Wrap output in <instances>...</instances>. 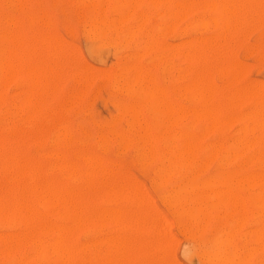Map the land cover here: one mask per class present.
I'll return each instance as SVG.
<instances>
[{"label": "rangeland", "instance_id": "1", "mask_svg": "<svg viewBox=\"0 0 264 264\" xmlns=\"http://www.w3.org/2000/svg\"><path fill=\"white\" fill-rule=\"evenodd\" d=\"M9 1H10V3H9ZM133 1H134V3H133ZM133 1L130 2V0H106V1L105 0H100V1L99 0H91V1L89 0V2H88L85 0H56V2H55L54 0H52V1L51 0H29V1L25 0V2H24V0H20V2H19V0H18V2H16V0L15 1L14 0H0V34L7 33L9 31H12L14 35L16 34L15 36H13V39H14V37H15V39H14V41H12V43L13 42L14 43L11 44V48L13 50V56L15 57L14 58L15 61H13V66H14V70H15L13 74L15 76L10 77L6 80H4V79L0 80V99H2V100H0V134H1L0 135V140H1L0 141V143H1L0 144V195H1L0 196L1 197L0 198V206L2 207L3 206L2 204H4V207H5V206H7V204H11L10 201L12 203L14 201H17V204H19V206L21 205L20 206L21 208L24 206L22 208L23 210H25V209L27 210L28 208L30 210H34V211L37 210V212L35 211L36 215L32 214L33 218L31 216L32 219H35L34 220L35 224H36L35 227H34V225L31 224V227H30L31 229L29 228L27 230V228H26V230L28 232V236L31 233L33 234V232H35V233L32 236L30 235L29 237L22 238L23 240L21 243H20L21 238L18 239V240H20V241H18V243L16 240V243H15L16 245H14V243L11 245V246L14 245L13 247H11V246H8V248L5 247V248H7V250L9 249L8 251H10L9 247H11V249L14 250V253H13V250H11L12 253L9 252L11 255L8 253V251L7 252L5 251L6 250L5 248H4V250H1V247H2L1 244L3 243V246L5 244L7 245V242L9 243V241H10V235L11 236H13V234L17 235V233L21 231L22 226L18 222H16V225L12 224L13 222L12 223H4L3 221H1L3 218V216H2L3 214L0 212L1 213L0 214V222H1L0 223V240H2V238H5L6 240H8V238H9L8 241L3 239V241L0 242V250L2 251L0 253H3L5 251L2 255H0V264H13V263L14 264H19V263L20 264L21 263L22 264H38V263L39 264H41V263H43V264H61L62 261H65L64 264H81V262H83V264H85V263L90 264V262H91V264H93V263L96 264L95 262H97V264L98 263L103 264V262L105 263V260L107 258H109L111 260L113 258V261L115 262L117 260V258L120 256V255L118 256V254L123 253L122 255H124V252L121 251L122 252L121 253L119 251L120 253L117 254L116 251H115V253H113L111 251V253L113 255H115V256H112L110 253V249H109L110 247H108L109 246L108 244L111 243V241L112 242L117 241L119 235L121 237L124 235L129 236L128 238H126V240L128 239L127 240L128 244H131V242L129 243L130 236L134 237V243H135L136 239L139 241V242L137 241L135 243L137 245V247L134 245L135 248L132 247L133 243H132V245H130V248L134 249L135 251L138 249L137 250L138 253L135 252L134 250H133L134 253H132L131 252L132 249L128 248L127 250H129L128 252H130V253L125 252L126 256L125 255L121 256V258L122 257L127 258L128 256L129 257L127 259L125 258L126 261H125V259H123L125 262L121 261L122 263L120 262V264H126V263L127 264H142V263L144 264V262H145V264H153V263L154 264H162L163 262H164V264H214V263L216 264L217 262H213L210 259H207V257H205L204 254H202V251L208 250L213 245V243H215L217 240L219 242L221 241V243H222V241L226 242L223 239L224 238L223 235L224 236H225V234L227 235L228 234L227 232H230L231 230H232V232H231L232 234H230L231 237H230V235H227V243H228L227 246L224 245V243H222L223 246H221V249L223 250V253L220 251V253H221L220 256L226 255L227 253L231 254L229 252L234 251L233 254L235 255V257H232V259L234 258L233 262H235V263L242 264L241 259L243 261L244 258H246L244 260L246 264H259V263L262 264L264 262L263 261L264 260V245H263L264 244V232L261 233V231H264V228H263L264 227L263 226V224H264V220H263L264 219V213H263L264 209L263 208L264 207H261V206H264L263 205L264 204V201H263L264 200V190H262V189L260 190L259 186H257L264 179L263 178L264 177L263 176L264 175L263 174L264 173V167L259 166V164L262 162L261 159H264V151H263V153H261L262 150H264V141H263L264 140V134H262L264 132L263 131L264 125H262L264 123V121H263L264 118H262V117H264V114H262V113H264V106H263V104H264V101H263L264 100V23H261V21L262 22L264 21V14L262 16L260 15L264 12V5L262 4L264 2V0L263 1L262 0H244L243 1L245 3L244 6L242 5L243 4L242 0H239L238 1V7L240 9V14L242 13V16H237V18H235V21H234V19L228 20L229 19L228 18V19H226V21L227 20L228 21L224 25L222 22L219 25V21L220 20L222 21V17H220V14L218 15V13H219L218 9H216L215 7H213V8L211 7V4H213L215 2L214 0H211V2H210V0H200V1L192 0V5L189 4L191 2V0L190 1L188 0L189 3H188V1L185 2L186 0H179L181 2V4L179 3L178 0H165L166 3L164 2V0H162V1L161 0H133ZM183 1H184V5L185 6L187 5V7L190 10L188 12V8H187L186 9L187 12L184 11L185 16L179 17L180 16V13H179L180 10H181V15H183L182 9L180 8V6L182 7V5H183L182 4ZM201 1H203V7H202L203 9L200 8L201 5L199 4V3L202 4ZM208 1H209L210 6H209V4L207 5ZM250 1H251V3H250ZM170 2L172 5H173V3L174 4L177 3L176 5H178L180 10H179V8L177 9V6H176L177 11L175 9V11H176V13H175L174 5L173 6L171 5L172 8L169 6ZM98 3L101 7H99ZM185 3H187V4H185ZM246 3H248L249 5L248 4L246 5ZM256 3H257L256 6H254V5L251 6L252 4H256ZM260 3H261V5H260ZM91 4L93 7H91ZM239 4H241V5H239ZM184 5L182 7L183 10H185ZM205 5L209 6L208 7L209 9L212 8L210 10V12L207 11L209 9ZM189 6L192 7V10H191V7H189ZM249 6H250V8H246ZM262 6H263V8L261 11L260 7H262ZM9 7H10V9H9ZM205 7L207 9H204ZM254 7L256 8V10L254 9ZM90 8L93 10H91ZM96 8H97V10H96ZM89 9H90V11H89ZM172 9H173L174 13H173ZM100 10H101V12H100ZM169 10H170V12H169ZM215 10L217 13H215ZM93 11H95V14L93 13ZM247 11H248V14H246ZM168 12L170 14L169 18L166 15V14H168ZM90 13H92V16ZM99 13H100V17L98 18ZM172 13H173V16H172ZM93 14H94V17H93ZM103 14H104V17H103ZM244 15H246V19H245ZM217 16H219L218 19H217ZM199 17L201 18V22H200ZM210 17H211V20L214 21V22H212V21L210 22L211 25L214 24L213 25V26H215L214 28L211 25L208 26L209 25L208 19ZM213 17L215 20L213 19ZM240 17H242V19ZM9 18H11V19H9ZM96 18H98L97 22H96ZM206 18H207V20L205 22H203L204 19H206ZM7 19H9V20H7ZM117 19L120 20L119 21L120 23L118 22ZM30 20L32 23L30 22ZM106 20H107V22H106ZM141 20H144V21H141ZM10 21H11V23H10ZM28 21H29V23H27ZM98 21H100V22H98ZM104 21H105V24L103 27H101L100 23H103ZM112 21H113V24H112ZM215 21H216V23L218 21L217 25L215 24ZM233 21H234V23H233ZM110 22H111V24H110ZM258 22H259V24H258ZM13 23L15 24V29L13 28V25H14ZM205 23H206V25H205ZM244 23L246 24L245 26H244ZM108 24H110V26L109 27L107 26V30H105L106 25H108ZM232 24H234V25L232 26ZM247 24H248V26H247ZM91 25H92V27H91ZM93 25L94 26L99 25V27L95 28ZM140 25H142V27H140ZM201 25H203L204 27H202ZM165 26H167V27H165ZM169 26H171V27H169ZM200 26H201V29H199ZM218 26H220V28H221L220 29L221 33L224 31L223 26H225V31L222 34L218 30ZM115 27L118 28V30L115 29ZM142 28H144L143 31H142ZM203 28H204V30H203ZM222 28H223V30H222ZM242 28H244V29H242ZM93 29H95L94 30L95 33L98 32V35L97 34L94 35ZM228 29H229V32H228ZM87 30L89 33H87ZM102 30H103L104 34L102 33ZM145 30H147V31H145ZM237 31L239 32L238 34H236ZM100 32H101V34H100ZM89 36H91V37H89ZM195 37H196V39H195ZM89 38H90V40H89ZM27 39H28V41H27ZM197 39H199V40L201 39L202 40V41L200 40L201 43L205 41L204 42L205 44L208 40L207 44L205 45L206 47L203 46L204 45L203 43H202L203 45L201 46L200 45L201 43H200L199 45L201 47L198 48L199 45L196 44ZM203 39H204V41H203ZM105 40L107 41L106 43H105ZM192 40H193V43H195V48H194V45L192 43L191 47H193V48H191L190 52H188V48L190 49V47H188V46H190V43L192 42ZM212 40H214V41H212ZM216 41L218 42V44L216 43ZM197 43H198V41H197ZM216 44L218 45V48H217ZM16 45H17V47H16ZM26 45H27L28 50L26 48ZM51 46L53 47V49ZM3 47H4V43H3V40L0 38V50H3L2 49ZM212 47H214V48H212ZM15 48H16V50H15ZM150 48H151V50H150ZM214 49H215V51H214ZM217 49L220 50V52ZM19 50L22 51V55H21V52ZM199 50H201L203 52V54H202V52H199ZM191 51H192V54H191ZM196 51H198V53H196ZM209 51H210V54H209ZM50 52H51V54H50ZM193 52H194V54H193ZM207 52L209 55L207 54ZM212 53H213V56H212ZM23 54H24V56H26V58H24ZM197 54H199V55L197 56ZM184 55H185V57H184ZM191 55L193 56V58ZM200 55H202V56H200ZM207 55L210 57H208ZM187 56L188 57L191 56V60L189 58L190 61L187 59ZM194 56H195V58H194ZM39 57H40V59H39ZM23 58H24V60H23ZM164 58H165V60H164ZM199 58H201L200 63H199V60H200ZM205 58H206V60L204 61ZM209 59H210V62L208 61ZM193 60H194V62H193ZM24 61L26 63V66H25V64L23 65ZM46 61H48L49 63L48 62L46 63ZM42 63H43V65H42ZM215 63H216V65H215ZM217 63H218V66H217ZM45 64H46V67H45ZM39 65H40V70L42 73L41 78H39V76H38V73H39L38 72L39 71L38 66ZM47 65H48L49 69L47 68ZM52 65L54 66V68ZM223 65H224L225 69L222 68ZM226 65H228V66H226ZM232 65H233V71H234V68L236 69V67H237V69L235 70L234 73L232 71L230 72V70H232ZM22 66H24L23 69H21ZM29 66L31 67V70H33V67H34V70H33L34 73L33 74H32V71L30 70ZM140 66H141L140 69H138V68L136 69V67H140ZM219 66H220V68H219ZM25 67L27 69H25ZM142 67H144V68L146 67V68L142 69ZM45 68H47V69L45 70ZM216 68H217V70H215ZM119 69L122 72H120ZM122 69H124V70H122ZM135 69H136V74H137V76L139 74V77L136 78V81H134V80L132 81V79H135V78L131 77L133 75L135 77V75H136ZM222 69L225 70V71L223 70V73H222ZM21 70H23V72H21ZM27 70H28V74L30 72L29 76L31 77V78H28V83H26L27 82L26 77L28 75ZM42 70L44 71V73L42 72ZM113 70L115 71V73ZM139 70L143 71V73H141ZM202 70H203V72H202ZM131 71H133V72H131ZM137 71L139 73H137ZM196 71H197V73H195ZM4 72L7 73V69ZM47 72H49V73H47ZM201 72L202 73L205 72L204 76ZM228 72H230V73L228 74ZM45 73L49 74L50 78H49V76L47 78V75ZM20 74L22 75V77ZM23 74H24V76H23ZM195 74H197V76ZM227 74H228V76H226ZM190 75L192 78L193 77L194 78L200 77V78H202L203 81H205V83H207L209 85L211 83V85H212V88H211L212 91L208 94V97L206 98V104H205L206 106H204V108H206L204 111H207V113H209L210 116L207 115L206 112H205V115H207V116H205L203 114L205 116V118L204 117L202 118V114L201 115L198 113L196 114L194 111V109H196L195 103L193 101H191L190 98L188 99L189 95L187 94L186 88L188 86L187 83H190L191 82L190 80H192ZM208 75H209V77H208ZM32 76H34V77L32 78ZM114 76H115V81H114ZM183 76H184V78H183ZM229 76H231V77H229ZM45 77H46V80L49 79L46 82L44 79ZM119 77L120 78L122 77V78L119 79ZM162 77L164 78V83H163ZM203 77H204V79H203ZM205 77L207 79H209V81ZM42 78H43V80H42ZM140 78L142 80V83H141ZM144 78H145V80H143ZM29 79H31V81H33L34 84ZM38 79H39V81H38ZM54 79H55V81H54ZM174 79H175V82H174ZM34 80L37 81V84H36V81H34ZM112 80L114 81V83L111 82ZM138 80H140V81H138ZM29 81L32 83V85H30ZM5 82H6V84H4ZM43 82H44V84H42ZM127 82H128L129 87L127 85ZM132 82L136 83V84H133L134 85L133 88L131 87ZM177 82H178V85H177ZM123 83H124V85H123ZM149 83H150V85H149ZM26 84L28 87H26ZM179 84H180V86H179ZM223 84H224V87H223ZM48 85H50V87H48ZM143 85H144V87H143ZM173 85H174V87H173ZM211 85H210V87H211ZM41 86H42V89H41ZM125 86H127V90H125L126 89ZM148 86H150V87H148ZM171 86L173 89L171 88ZM226 86H228V88ZM29 87H30V89L26 90V88H29ZM33 87H35L36 90L33 89ZM39 87L41 90L38 91L37 89H39ZM116 87H117V90H116ZM122 87L123 88L125 87L124 91L122 90ZM140 87L142 89H140ZM175 87H176V89H175ZM182 87H183V90L181 92ZM253 87H254V89H253ZM43 88L44 89L46 88L47 90H44ZM110 88H111V91H110ZM214 88L216 90H213ZM144 89H145V91H144ZM147 89H149V90H147ZM171 89L173 90L174 94H173V92L171 93ZM226 89H228V90H226ZM229 89H230V91H229ZM236 89L238 90V92ZM31 90H32V92H31ZM113 90H115V91H113ZM132 90H133V92H132ZM176 90H177V93H179L178 95H177V93L175 94ZM218 90H219V92H218ZM247 90H248V92H247ZM252 90L253 91L258 90L257 92L258 93L261 92V93L258 94L256 91H255L256 93L252 92ZM259 90H260V92H259ZM143 91L145 93L149 94V96H150V94L153 93L154 95L153 94L152 95L154 97H152V96H150V98L146 97L147 94L145 95V93H143ZM149 91H150V93H149ZM154 91H155V93H154ZM159 91H160V94H159ZM234 91H236L235 94H234ZM45 92L48 94H45ZM117 92H119V93H117ZM129 92H130V94L128 96ZM183 92H185L186 94H183ZM251 92H252V94H251L252 97H249L248 95ZM110 93H111V95H109ZM132 93H133L134 97L132 96ZM164 93H165V95H164ZM180 93H182L181 97H180ZM242 93L244 95H242ZM155 94L156 95L159 94V95H157V97H156ZM162 94H163V96H162ZM227 94H228V96H227ZM231 94H232V96L234 95V98L231 96ZM168 95H169V97H167ZM173 95H175V96H173ZM261 95H262V97H261ZM1 96H2V98H1ZM24 96H26V97L30 96L31 97V99H29V102H28V97L26 98ZM32 96H33V99H32ZM74 96H77V97L79 96L81 99L79 97L77 98ZM130 96H132V97H130ZM176 96L179 98V100ZM186 96H187V98H186ZM240 96H241V98H239ZM243 96L245 98H243ZM259 96L261 98L257 99V98H259ZM172 98H173V100H172ZM25 99L27 100V103L24 102V101H26ZM160 99H161V102H160ZM254 99H255V101L259 100V102H255ZM9 101L11 103H9ZM31 101L33 103V106H34V104H36V102L38 103L40 101L39 103H41V104L38 103L39 105L37 107H35L36 105L34 107L32 106L33 111H34V113L32 111V114H30L31 111L28 108V107H31V105H32ZM162 101H163V103H162ZM167 101H168V103H167ZM261 101H263V102H261ZM18 102H20V103H18ZM23 102L25 104H23ZM75 102H76V104H75ZM157 102H158V104H157ZM230 102H231V104H230ZM73 103H74V105H73ZM135 103H136V105L134 107L133 104H135ZM141 103H143V104H141ZM160 103H162V104L165 103L168 106L161 108L164 105L161 106ZM191 103H193V104H191ZM258 103H259V105L262 104V106L260 105L261 108L258 105ZM10 104L12 105V107H10ZM14 105L16 107H14ZM17 105L19 106V108L17 107ZM149 105L151 106V110H149L150 109ZM255 105H256V107H255ZM26 106H27V108H26ZM129 106H130V108H129ZM146 106H147V108H146ZM176 106L179 109L176 108L177 110L173 111V109H175ZM180 106L182 107L181 111H180V109H181ZM22 107H25L24 110ZM131 107L134 109H132ZM154 107H156V108L158 107V108L156 109ZM171 107H172V109H171ZM184 107L186 108V110ZM35 108L36 109L39 108V109H37V111H36ZM122 108H124V109H122ZM152 108H154L155 110H153ZM165 108H167L168 111L169 110L172 111V112L169 111V113H168V111L166 110L167 113L169 114V116H172L173 118L169 117V116L167 117V115L165 113L166 112ZM188 108H190V109H188ZM12 109H13V112H11ZM63 109H64V111H63ZM158 109H159V111H158ZM161 109H162V111H161ZM255 109H256V111L259 110L260 112L261 111H263V112L260 113L259 111L258 112L255 111L254 113H252V115H250L251 111L253 112ZM14 110H16V111L18 110L19 112L18 111L14 112ZM28 110L30 112H27ZM31 110H32V108H31ZM124 110H125V112H124L125 114H123ZM126 110H128V111L126 112ZM190 110L192 112H194V114L191 113ZM7 111H8V113H7ZM20 111H23V113ZM38 111H39V113H38ZM131 111L132 112L134 111L133 112L134 115L131 113ZM160 111L162 113H160ZM178 111H180V112H178ZM183 111H184L185 115L187 113V116L182 114ZM185 111H187V112H185ZM210 111H211V113H210ZM249 111H250V114H248ZM135 112L139 113V114H136ZM152 112L154 114H152ZM1 113H3V115ZM16 113L18 114V117H17ZM128 113H131L132 116H129L131 114H128ZM176 113H178L179 115H177ZM180 113H181V115H180ZM257 113L262 114V117L260 116V114L258 115ZM119 114L121 117L118 116ZM27 115H29L28 118H27ZM150 115H151V117H150ZM3 116H4V118H3ZM133 116L137 119V121L135 123L133 122V121H135V119H133L134 118ZM146 116H148V117H146ZM179 116L180 117L182 116V118H184V120L183 119L180 120ZM255 116H258V118L261 117L260 118L261 124H260V120H258V118ZM110 117H112L113 119L112 118L110 119ZM188 117L189 118L192 117V118L189 119ZM206 117L207 118L209 117L208 120L206 119ZM247 117L250 118V121H248L249 119ZM170 118H172L174 123L171 121ZM174 118H175V121H174ZM243 118H246V119L243 120ZM10 119H12V120H10ZM118 119H120V121ZM160 119L162 120V122L160 121ZM176 119H177L178 123L176 122ZM186 119H188V120H186ZM15 120H16V122H15ZM28 120H29V123H28ZM167 120H169V122L172 123V125L169 124V128L167 127L168 129L166 128V126H168L166 124L169 123ZM178 120H180L181 122H179ZM192 120L195 122V124L193 123ZM205 120H207L209 122L211 121V122L209 123ZM246 120H247V123L249 124L250 130L247 127L248 124L246 123ZM255 120H257V121H255ZM128 121H132V123H134L135 125L133 126ZM141 121H142V123H141ZM218 121L221 122V124ZM62 122H64L65 125ZM110 122L113 125H111ZM139 122L141 123V125L144 123L143 125H145V127L143 125L140 126ZM145 122H146V124H145ZM160 122H161V124H160ZM222 122L223 123L225 122V125L222 124ZM254 122H255V124H253ZM12 123H13V125H12ZM103 123L105 125H102ZM189 123H190V126H189ZM204 123L207 125H205ZM212 123L214 124V126H212L213 125ZM257 123L260 125V127L263 126V128H260L261 130L258 127L259 125L257 126ZM59 125H61L60 127H62L63 129L59 128V127H55V126H59ZM98 125L102 128H100ZM130 125H132L134 128ZM183 125H185V126H183ZM112 126H114V127H112ZM128 126H129V128H128ZM151 126H153V127H151ZM240 126H241V128H240ZM254 126H257L258 131H256L257 128ZM141 127H143V128H141ZM203 127H205V128L203 129ZM125 128H127V129L125 130ZM139 128H141L140 131H139ZM164 128H166L165 130L168 133H166L165 130H163ZM52 129H53V131L54 130L55 131L53 132ZM156 129H158V130H156ZM186 129H187L188 133H187ZM213 129H215V130H213ZM218 129H219V131H218ZM241 129H242V131L240 132ZM243 129H245V131ZM251 129L253 131H256V132H253ZM13 130H14V132H13ZM77 130H78V132H77ZM109 130H111V131H109ZM144 130H145V132H144ZM147 130H148V134H145V133H147L146 132ZM155 130L158 131V133H156ZM207 130H208V132H207ZM210 130H211V132H209ZM9 131H11V132H9ZM62 131L66 132L68 134V135L67 134L65 135V133H63L65 135L64 138H63V134L60 133ZM114 131H115V134H113ZM246 131L248 134L246 133ZM12 132H13V134H12ZM23 132H24V134H23ZM58 132L60 134H58ZM138 132H139V134H138ZM141 132H142L141 136H143V138L140 136ZM160 132H162V133L160 135H158ZM244 132H245V134H243ZM152 133H154V134L150 135ZM171 133H172V135H171ZM181 133L183 136L181 135ZM203 133H204V135H203ZM206 133H207V135H206ZM259 133H261V135H263V136H261ZM167 134H169V135H167ZM177 134H179V135L177 136ZM187 134H189V135H187ZM190 134L193 136L195 135L194 136L195 138L193 136H190ZM107 135H108V137H107ZM119 135H120V137H118ZM146 135L149 138L148 137L145 138ZM199 135L201 136V138H197ZM240 135H242V137H240ZM248 135L249 136L251 135V136L249 137ZM10 136H11V138H10ZM160 136H162L164 138H162V137L160 138ZM185 136H189L190 138H192L191 140H193L196 143L195 145H194V143H192V146L194 148V157L191 159L192 162L190 161V163L194 167V165L196 163H197V165H199V164L201 165L202 164L201 160L202 161L206 160V162H205L206 165H205V163L203 164L204 166H206L204 168V171H202L200 174H196V176L193 177V180L191 178L192 175H190V174L185 175L184 173L176 174V175H171L170 173H162L163 174V176H162L160 171L162 172V169L164 167L166 168L170 165V162L168 160V158H169V156H168V146L169 145L168 144L170 142H172L173 138H176L177 140H176L175 150L178 151L180 149V151H182L183 148L181 145L182 144L184 145V137ZM219 136H220V139H219ZM66 137L67 138L69 137V138L67 139ZM130 137L131 138L135 137L134 138L135 140L133 139L135 142ZM136 137H137V140H139V141L136 140ZM238 137L242 138V140L241 139L239 140L240 142L244 141L245 143L244 142L240 143L238 141V139H239ZM256 137L260 138V140L257 139V141L259 140V143L256 141ZM262 137H263V139H262ZM97 138L100 139V142H99V139H97ZM120 138H122V139H120ZM139 138H142L143 140H145V143H144V141H142V143H140ZM52 139L55 140V144L57 146L54 144ZM150 139H151V141H149ZM236 139H237V142H236ZM249 139H250V142H249ZM67 140H69V142ZM123 140L126 142L128 140V142H127L128 146H126V148L124 147L126 145V142L123 144ZM39 141H40V144H39ZM164 141H166V142H164ZM180 141H182L181 145H179ZM51 142H52V144H50ZM120 142H122V143H120ZM136 142H138L137 145L135 144ZM149 142H151L150 145L148 144ZM161 142L163 144V147H162ZM177 142H178V144H177ZM224 142H225V144H224ZM262 142H263V145L261 147ZM106 143H107V145H106ZM164 143L167 144V146L164 145ZM216 143L217 144L219 143V144L217 145ZM237 143H240L239 146L236 145ZM251 143H252V145L250 146ZM255 143L257 145H255ZM65 144H66V148L64 146ZM96 144H99V145L96 146ZM122 144H123V146L120 147L119 145H122ZM138 145H141L142 147L140 146L138 149V147H137ZM147 145L150 146L152 150H150V147L145 148V146H147ZM211 145L212 146L214 145V146L212 147ZM219 145H220V148L218 147ZM235 145H236V147H235ZM240 145H241V147H240ZM242 145H243V147H242ZM164 146L166 147L167 150L165 149ZM176 146L178 147V149L176 148ZM205 146L208 148L206 149ZM133 147H134V149L132 152ZM211 147H212V150H211ZM214 147H215V149L217 147L218 150L213 149ZM227 147H228V149H227ZM235 148H236V150H235ZM254 148H256V149H254ZM72 149H73V151H72ZM122 149L124 150V152L123 151H121V153L118 152V150H122ZM135 149H137V150H135ZM142 149L145 152V154H146V151H148V150L150 151V152L149 151L147 152V154L148 153L150 154L149 157H147V160L145 159L146 157L143 158L142 155H141V159L139 156H138L139 158L137 157V155L141 154V153L139 154V152H137V151H142ZM155 149H157V150H155ZM164 149H165V151H164ZM200 149H202V150H200ZM209 149L212 152H214V151L217 152V154L216 153L213 154L212 152L210 153ZM241 149H243V150H241ZM246 149H247V151H246ZM52 150L54 152L56 151V154ZM5 151H6V153H5ZM75 151H77V152H75ZM143 151H142V154L144 153ZM151 151H153V152H151ZM163 151L165 154L162 153V155H161L160 153ZM180 151H178V152H180ZM195 151H196V153H195ZM205 151H207L209 154ZM251 151H253L254 153H251ZM73 152H74V154H72ZM166 152H167V154H166ZM238 152H239V154H238ZM249 152H250V154H249ZM50 153H51V155H50ZM59 153H60V156H59ZM62 153H63V155H61ZM84 153L90 157V160L92 159V156H93L92 161L96 160L98 162H96V161L92 162V161L88 160L89 157L86 158L87 155H85ZM151 153H153L155 155L152 156ZM226 153H227V156H226ZM228 153L229 154L234 153L235 154V156L233 154L234 159H232V160L230 159V161H229L228 158H232L231 157L232 154L228 156ZM54 154L57 155L58 157L55 156ZM82 154H83L84 158L81 157ZM89 154H91V155H89ZM260 154H261V156H260ZM7 155H8V158H7ZM77 155H78V158H77ZM134 155H135V157H134ZM163 155H166V157ZM204 155H206L205 156L206 158L202 157ZM255 155H256V157H255ZM74 156H75V158H74ZM94 156L96 158L98 156V158L95 159ZM150 156H152V158ZM207 156H208V158H207ZM212 156H213V158H212ZM243 156H245V158ZM136 157H137V159H135ZM225 157H226V161L224 159ZM4 158H5V160L7 158V160H9V161H5V160L2 161L1 159H4ZM85 158L87 159V162L85 161L86 160ZM158 158H160V159H158ZM162 158H163V160H162ZM242 158H243V160H242ZM247 158H249L251 160L254 159V161H250ZM10 159L12 160L11 162H10ZM16 159H17V161H16ZM142 159H143V161L140 162V160H142ZM185 159L184 158L180 159V162H182L181 160H183V163H185L187 160V159L186 160ZM244 159H245V162H244ZM83 160L85 161V166H84ZM136 160H137V162L139 160L140 165H139V163H137L138 166L136 165ZM149 160H151V162ZM152 160H153V162H152ZM161 160L163 163L159 162ZM238 160L241 164L244 165V168H243V165H241L238 162ZM257 160H259L258 163H257ZM166 161L169 162L168 163L169 165L164 164ZM227 161H229V163H227ZM236 161L239 164L238 166H236L237 164H234V163H236ZM249 161L251 163H249ZM7 162H10V163L8 164ZM69 162H71V163H69ZM90 162H91V164H89ZM157 162H159L160 164ZM193 162H196V163H193ZM220 162H223V165H222V163H221V165H219ZM247 162L249 163L248 166H247V164H248ZM6 163L8 164V166H6L7 165ZM62 163H63V165H66V166L63 167ZM94 163H96V164L99 163V164H97V168H102V169L101 170L93 169L92 165L94 166ZM224 163H226L227 166ZM69 164H70L69 167L74 168V169H72V171L68 170V169H71L68 167ZM245 164H246V166H245ZM15 165H17L19 167V169H20V166L23 168L20 170H17L18 168ZM53 165H54V167H52ZM98 165H100V167H98ZM161 165H165V166L162 167ZM197 165H195V166H197ZM231 165H233V166H231ZM262 165H264V163ZM31 166H32L31 171H35V173L30 172V171L25 172V169L27 170V167H31ZM62 167L67 171L64 172ZM157 167H158V170H157ZM245 167H247V168H245ZM7 168L10 171H7L6 170ZM60 168H62L61 172L59 171V170H61ZM89 168L94 170V171L92 170L93 174L90 173L91 169H89ZM95 168H96V166H95ZM23 169H24V171H23ZM106 169L109 171L112 170L109 173V175L107 173L109 171H107ZM13 170H17V171H13ZM28 170H30V168H28ZM83 170H86V171L83 172ZM103 170H104V172L106 170L105 174L103 173ZM239 170L241 173L238 176H236V175L232 176L233 174H229V173H232L234 171H239ZM11 171H12V174L10 173ZM18 171H22L21 172L22 175L20 173H17ZM88 171H89V174H91V175L88 174ZM99 171L102 172V174L99 173ZM218 171H222V172H225L228 174L227 175L225 174V176L224 175L222 176V175H219L217 173ZM2 172H4V173H2ZM15 172L18 175H15L16 174ZM72 172H73V174H72ZM112 172H113V174H112ZM157 172H159L160 174H157ZM13 173H14V176H16V178L18 176V178H17L18 180L12 179L14 177V176H12ZM26 173H27V176H26ZM61 173H63V175H65L64 176L65 178L63 176H61L62 175ZM65 173L67 175L71 174L70 175L71 177H69V176L66 177L67 175ZM86 173L88 174V176ZM10 174H11L12 178L8 177ZM84 174H85V176H84ZM103 174H104V176L101 177V175H103ZM33 175L35 176V178ZM74 175H75V177H74ZM98 175H100L99 178H98ZM168 175H169V179H168V177H166ZM244 175L248 176V177H246L248 179H245ZM250 175H252L254 177H252ZM256 175L258 177H255ZM90 176L92 178H88ZM114 176L117 177V179ZM151 176H153V179ZM157 176L159 177V179H161V181H159V179H157L158 178ZM160 176H161V178H160ZM22 177H23V179H22ZM96 177H97V179H96ZM118 177H119V179H118ZM125 177H126V181H124ZM184 177H186V178L184 179ZM19 178H21V179H19ZM33 178H34L33 181L38 183L37 184L38 187L40 185L39 188L36 186V183L34 184L33 181H30ZM71 178H72V180H71ZM86 178L88 180L89 179H91L92 181L94 180L93 181L94 187L92 186V183H89L91 180L88 181V180H86ZM100 178L102 180L104 178L107 182L104 183V180H103L102 184H100L101 183ZM215 178H216V180H215ZM238 178H240L239 181H244L241 184V186H238V187L235 186L234 190H233V188H231V189L227 188V191H226V188H220V189H222V190L225 189L224 190L225 195L228 194L227 196H229V197L230 196L231 197L234 196V198L237 197L236 200L239 201V204H238V201H236V202H234V204H232V207H231V205H228V204H218L220 206H217V204L208 205V207H209L208 209H207V206L205 208V206L203 205L202 210L203 211L205 210V211L203 212L204 214H202V215H207L208 217L203 216V218H201L202 217V215H201V217L199 218V220L202 221L201 223L197 222L199 220H197L196 222L195 221L193 222L191 220L188 221V218H186L182 215H178L175 211V207L172 206L171 203H169V199L172 198V196H174L176 194V189H178L177 187L183 188V192L181 190L180 195L182 197H186V198L195 197L194 196L195 192H196V197H197V194L202 195L203 193L206 194V192L209 193L210 195H213L211 193V191L214 193L216 190L219 191L220 189L209 187V190L208 189L205 190V189H202L201 187H198V189L199 188L202 189V190L201 189L198 190L195 188L197 186H200V184H201L200 182H219V181L224 180V179H230L233 181H238ZM252 178H253V180H252ZM3 179H5V180H3ZM73 179H74V181H73ZM77 179H78V181H77ZM81 179L88 181V182L85 183V181H84V183H83V182H81L82 181ZM164 179H166V180H164ZM250 179L252 180V182H250V183H252L254 187L252 186V184L248 183L249 181H251ZM10 180L12 183H10ZM26 180H27V182L29 181L28 182L29 185H27L28 183L26 182ZM52 180H53V183L51 182ZM96 180L99 182H95ZM118 180L121 182L119 185L117 184L118 185L117 194L118 195L120 194L121 198L118 197L115 200L114 196H116V195H114V194L116 193L115 187L117 185L116 186H114V185L116 183H119ZM186 180H188L186 183L187 185L191 186L192 189L194 187L193 190L195 192L190 189L192 191V194L190 193L191 191L186 192V189L189 190V188H191L189 186H186V184H185V186L187 188L184 186V183L186 182ZM246 180H248V182ZM6 181L7 182L9 181V182L7 183ZM115 181H117V182L115 183ZM25 182H26V184H25ZM46 182H48L47 183L48 186H44V185H46ZM60 182H61V184H60ZM124 182H126L125 183L126 185L131 184V186H132L131 188L133 189V191H130L129 190V189H131L130 186H126L124 184ZM246 182H247V184H245ZM31 183L33 184L31 186L33 188V190L30 191L29 189H32V188H27L28 189V191H27L26 187H28V186L30 187ZM103 183L105 185H108V186L111 185V187L109 188L108 186H104ZM76 184H78V186H80V187H78V186L76 187L75 186ZM87 184H88V186H89V184H91V187L89 186L90 188H88ZM136 184H137V186H136ZM176 184L177 185L180 184V185L176 187ZM59 185H60V187H59ZM54 186H55V188H54ZM124 186L127 188L122 190V188H124ZM9 187H11L10 191H9ZM84 187H85V189H84ZM99 187H101V188H99ZM106 187H107V189H105V191H104V188H106ZM171 187H174L175 190L173 189L171 191V189H172ZM239 187H241V188H239ZM71 188H72V190H71ZM81 188H82V190H81ZM94 188H95V191H93ZM167 188H169V189H167ZM38 189H39V191H36ZM44 189H46L45 192H44ZM56 189H58V190L69 189L67 191H70V193H74L73 196H75V194H76L75 197H77V198L81 194L80 196L82 199H80L81 204H79L80 205L79 207L82 209L86 207L85 209H87V210L91 209L92 211L97 209V211H99V213L101 211V216H102V213H104L103 211L106 210V209L104 210L103 207L108 208L110 213L112 211H113L112 213H114L115 211L117 213H119V211L122 212L123 218L120 219V224L118 223V230H117V223L115 225V223L112 221V223H114V225H115L114 226L113 224H111L114 226V227H112L109 224V221L106 222L105 220H103V222L105 221L106 224H102L101 226L106 225V228H105V226H104V229L101 226L98 227V229L101 228V230L100 229L97 230L96 224H98V226H99V223H97L98 220H96V223H94L95 225L93 223H91L92 222L91 220H89V222L90 221L91 222L88 223L87 226L85 224V226L88 229L84 228L85 227L84 225H83V227L81 225L82 229L83 228L87 229V231L85 230L84 232L81 231L82 229H80V227L77 229L70 228L69 225L72 222L71 219L68 217H64L63 215H60L61 214L60 212L62 210H61V207L59 208L58 206H60L59 204L62 203L61 200L59 199L60 200L59 201L57 199V201L59 203L58 204L56 200H54L52 198L49 199V197H51L50 193H49L50 195L46 196L48 194L47 192L56 191ZM75 189H76V191L78 190L81 192H75ZM83 189L87 190V192H85ZM113 189H115V190H113ZM137 189H138V191H137ZM228 189H230V191L232 190V192H230L231 195L229 194ZM16 190H17V192H16ZM102 190H103V192H106V194L104 193L106 195V197H105V195H103V193H101L103 196V197H101L100 192H102ZM108 190H111V192L110 191L109 192L111 193L112 197L107 194ZM121 190L123 191L122 194L120 192ZM128 190H129V192H128ZM173 191L175 193H173ZM218 191H216L214 193L215 197L225 196L224 192H222L221 190L219 191V192H221L219 194L220 196L215 195V194L219 193ZM29 192H30V194H32L31 196H30V194H28ZM34 192H35V194H34ZM95 192H97V193H95ZM138 192H140V193L138 194ZM167 192H169V194ZM236 192H237V194H236ZM24 193H26L27 195H25ZM94 193L96 195H94ZM112 193H114V194H112ZM9 194H11V195L14 194V196L17 194L18 195L13 198V196L11 197V195H9ZM41 194L42 195L46 194L45 196H43L44 199L41 197L42 196ZM97 194L100 195L101 198L98 197L100 200L97 198V196H99ZM160 194L162 196H160ZM164 194H165L166 200L163 199V198H165L163 196ZM232 194H233V196H232ZM260 194H262V195H260ZM82 195H84V196H82ZM87 195H90V196H87ZM125 195H127V197ZM254 195H255V199L253 198ZM5 196H7V197H5ZM37 196H38V198H37ZM109 196L111 199L108 198ZM142 196H143V199H142ZM144 196L146 198H144ZM241 196H243V197H241ZM47 197H48V199H47ZM15 198H17V199L15 200ZM36 198H37V201H39V199H43L44 201L45 200L48 201L51 199L54 200V201L51 200L52 201L51 203L56 202V204L58 205L56 208V211L49 212V211H45L44 209H41V207H39L37 205L39 202L37 203ZM103 198H104V200H103ZM105 198L106 199L108 198V200L114 199L113 202L115 201L114 203L116 205L114 203H112V201L107 200L109 202V204H108V202L106 201ZM137 198H138V200H137ZM250 198L252 200L254 199L253 203H251L252 201H250L251 200ZM11 199H13L14 201ZM19 199H21V201ZM124 199H126V201ZM141 199L144 200L141 203L146 204V202H145V199H146L148 204H146L147 205L146 206L145 204L141 205V203H140L139 205H141V206L138 208L142 207L141 208L142 211L144 208L145 213L148 211V213H146V214H148V216H146V214L144 215V216H146L145 218H147V220H148V218L152 219V221H151V219H149L148 221L145 220L147 222V225L149 226V225L153 224L152 222L154 220V222H156V224L158 225L157 228L159 230L156 232L157 229H155L156 228V224H155V226L153 225L155 228L152 226H150L151 228H148V226H147V229H145L147 231L146 232L143 229L145 227H143L142 225H139L137 223L139 225L138 226L135 223L136 225L135 224H133V225L135 227L137 226L138 230L141 228V226H142V230H144V231L140 230V233L138 231L139 235L137 234V236H136L137 230L132 225V222L134 219H136V216L138 215V213H137V215L135 216L134 213H136L137 211L138 212L141 211V209L137 210V207H136V204L139 203ZM25 200H27L28 203H26ZM82 200H83V202H82ZM256 200H257V202H256ZM258 200H261V202L259 203ZM1 201L3 203H1ZM19 201L22 202L23 204L20 203ZM102 201L103 202L106 201V204L104 205V203H102ZM132 201H133V204L136 203V204H134L136 208L133 207V209L135 208L134 210H137L135 212H129L130 209H131V211H134L131 207V206H134V205H132ZM165 201L168 203L165 204ZM5 202H6V205H5ZM49 202H47V203L51 204ZM89 202H90V204H89ZM93 202H95V203H93ZM249 202L251 204H254V205H251ZM125 203H126V205H125ZM127 203L129 205H127ZM86 204H89L88 207ZM92 205H93V208L95 206L97 208L95 207V209H93ZM149 205H151V206L149 207ZM233 205H236V206H233ZM144 206H146V208H148V209L146 210ZM216 206H217V208H216ZM114 208H115V210H114ZM122 208H123V211H121ZM233 208H236V210ZM246 208H248V209H246ZM156 209H158V210H156ZM228 209L230 211H228ZM259 209L261 211H259ZM42 210L45 211L46 214H44V212ZM126 211H128L127 214L133 213V218H134V216H135V218L132 219V215L130 217L129 215L124 214V212H126ZM252 211L254 212L253 214H252ZM258 211L260 212L259 214H258ZM56 212L60 213V214L58 215V214H56ZM226 212L228 214L230 212V214L226 216ZM238 212L240 214L244 212V214H242V215L245 216L247 214V216H245V218H243V216L240 215L241 216L240 217L239 215H237V214H239ZM107 213L109 214V212H107V210H106L105 213L103 214V216L104 215L106 216ZM140 213L141 212H139V215H140V217H142L143 213H141V214ZM114 214H116V213H114ZM175 214H177V215H175ZM256 214H257L258 218L256 217ZM47 215H49V216H47ZM52 215H54V216L56 215V216L54 217ZM112 215L113 214H110V216H112ZM120 215H121V213H119V216ZM125 215L129 216V218H131L132 220L126 219L128 217L125 218L124 217ZM252 215H255V216L252 217ZM261 215H263V218ZM1 216H2V218H1ZM144 216L142 217L143 219H144ZM216 216H218V218ZM225 216L226 217L230 216V217H228V219H227V218H225ZM259 216H261V217H259ZM51 217H53V218H51ZM108 217H109V215H107V220L112 219V217H110L111 219L110 218L108 219ZM120 217H122V215ZM120 217H118L116 219V222L119 221ZM204 217L208 218V219H205ZM233 217H237V218H233ZM100 218H102V217H100ZM232 218L235 219L234 221L236 223L233 221ZM238 218H239V220H238ZM260 218H262V219H260ZM38 219H39V221H38ZM102 219H105V218L103 217ZM125 219L128 220L127 223H126ZM204 219H205V221H204ZM256 219H257V221H256ZM112 220H114V217ZM121 220H123V221H121ZM130 220H131V222H130ZM236 220H238L239 223ZM137 221H139V220H137ZM150 221H151V223L148 224V222H150ZM229 221H230V223H228ZM258 221L260 223H263V224L260 226V223ZM100 222H102V221H100ZM124 222L128 225L131 224L132 225V226L130 225L131 228L130 227H129V229L126 228V227H128V225L125 226ZM129 222H130V224H129ZM184 222H185V224H184ZM233 222H234V224H233ZM54 223H56V224H54ZM85 223H86V220H85ZM202 223L205 224V225H203V227L200 226V225H202ZM223 223H225V225ZM2 224H4V226H2ZM7 224H9V226H6ZM91 224L94 227L96 226V228H94ZM142 224L146 225V223H142ZM236 224L238 226L237 228L235 227ZM45 225L46 226L47 225H49V226L50 225H54V226H56V225L57 226H63L64 225V227L65 226L67 227V225H68L69 228L67 227L66 229L67 230L69 229L72 232H70L69 230L67 231V235L69 233L71 235L67 236V239H69V240H66V243H67L68 247H70V248L74 247L73 249H79V246L77 248V245L81 246L80 243L85 244L87 242L90 243V246L92 243H94V248H93V244L89 248V246H88L89 244L87 243L86 246L85 245H83V247L81 246V248L84 249L83 252L79 251V253H77L78 251H72L71 253H66L64 255L49 253L50 256L48 255V253L38 251L37 250L38 247L36 245L37 241L35 240L36 236H37V238H36L37 240L41 239L40 241L51 240V235L47 234L48 232L43 230V228L45 229V227H46ZM258 225L260 227L263 226L262 230L260 228L261 231L259 229H257ZM37 226H39V228ZM91 226H92V228H91ZM195 226L196 227L198 226L197 229L200 230L201 232L198 231ZM232 226H233V228H232ZM119 227L124 229L121 232L126 231V232L122 233L123 235L121 234V232H119V230H120ZM132 227H134L135 233H134V231H133L134 229H132ZM90 228L94 229V230H91ZM152 228H154L153 230L155 231V235H154V231H152ZM39 229H40V231L42 230L41 232H43V233H39ZM148 229H150L152 233H149L150 231H148ZM183 229H184V231H183ZM225 229H227V231ZM234 229H236V230H234ZM90 230H91V232H90ZM96 230H97V232H96ZM105 230H107V231H105ZM127 230H128V232H127ZM196 231L199 232L198 236L195 235L198 233ZM220 231H222V232H220ZM11 232H13V233H11ZM86 232H87V234L85 235L84 233H86ZM92 232H93V234H92ZM101 232H104L106 234H104V233L101 234ZM219 232L222 233V235ZM241 232H243V233H241ZM256 232H257V234L259 232V234H258L259 238L257 237V235H256V237H254ZM141 233H143V235ZM158 233L160 235H157ZM217 233H218V235H217ZM100 234L102 235V238L104 235H106V236L109 235V237L105 238L106 237L105 236L103 238L104 242L107 241V239H108V241H107L108 246L106 245L107 247L105 246V243L101 244L102 240L99 242V240L101 239ZM150 234L154 235V237L153 236L152 237L155 238V240L152 239ZM251 234L253 236H250ZM260 234H261V236H260ZM98 235H99V237H98ZM219 235H221V236H219ZM7 236H9V237H7ZM147 236H149V237H147ZM159 236H162L163 238H161ZM217 236H219V237H217ZM135 237H138L139 239L135 238ZM221 237L223 240L220 239ZM243 237H244V241H246L245 244L243 243V241L241 242V240L239 239V238H242V240H243ZM262 237H263V239H260ZM122 238H124V237H122ZM122 238H121V240H122ZM217 238H219L220 240ZM228 238H230V239H228ZM253 238L256 240H254ZM31 239L34 240V243H33V240L31 241ZM88 239H91V241L92 240H94V241H92V243H91L90 240H88ZM97 239H98L97 242L100 244L96 243L95 240H97ZM109 239H111V240H109ZM160 239H162V242ZM211 239H213V240L211 241ZM118 240H120V239H118ZM121 240H120V242H121ZM130 240H133V239H130ZM23 241H25V242L28 241L30 245L29 244L26 245L28 242L25 243ZM124 241H125V238H124ZM153 241H155V242H153ZM157 241L159 243H157ZM23 243H25V244L23 245ZM76 243H77V245H76ZM156 243H157V246L155 245ZM210 243H212V244H210ZM17 244H18V246L20 245L19 246L20 249H19V247L15 248L17 246ZM21 244L23 247L21 246ZM34 244H35V247H34ZM197 244H198V246H197ZM248 244H249V246H248ZM158 245H160V246H158ZM228 245L229 246L231 245L230 248L232 251L231 250L228 251V248H229ZM155 247H157V248H155ZM161 247H162V249H160ZM222 247H225V248H222ZM243 247L245 249H248L249 251L244 250ZM255 247H257V248L255 249ZM34 248H36V249L34 250ZM91 248H93V249H91ZM153 248L156 249L155 250L156 252L153 250ZM15 249H16V251H15ZM96 249H98V250L96 251ZM106 249H109V251L107 252ZM238 249L239 250L243 249V250L238 251ZM250 249H252V251ZM93 250H94V252H93L94 255L92 256L91 254H93V253H91V251H93ZM160 250H163V251H160ZM32 251L33 252L35 251V252L32 253ZM87 251H88V253H87ZM99 251H101V252H99ZM164 251H166V252H164ZM204 251H203V253H204ZM245 251H246V253H245ZM17 252L21 253V254H19V256H17V254H18ZM96 252L98 253V255H95ZM102 252H104L105 254H102ZM5 253H8L10 256H8V254L6 256H4ZM15 253H17V254H15ZM72 253L74 255H72ZM76 253L79 255L78 256L79 259L76 257L74 258L75 255L77 256ZM135 253H137V254H135ZM250 253H251V255H250ZM14 254L16 256H14ZM69 254H71V255L69 256ZM88 254H89V256H88ZM127 254H128V256H127ZM146 254H148L147 255L148 258L146 256ZM239 254L241 257L239 256ZM116 255H117V257H116ZM157 255H161L162 257L158 258ZM247 255L250 257L247 258ZM64 256L65 257L67 256V258H64ZM81 256H83L84 258ZM90 256L94 257V258H92L93 260H91ZM102 256H103V258H105L106 256L107 257L105 258V260H101V259H103ZM108 256H110V257H108ZM142 256H143V258H142ZM144 256H146V257H144ZM2 257H4V258H2ZM13 257L14 258L16 257V258L14 259ZM40 257L42 258V260L40 259ZM43 257H44V259H43ZM95 257H96V259L98 258V261L95 259ZM115 257H116V259L114 260ZM149 257H150V259H149ZM166 257H167V259H166ZM198 257H199V259H198ZM5 258H6V260H5ZM57 258H60V260ZM80 258L82 259V261ZM99 258H100V260H99ZM221 258H222V260H221L222 262L225 261L222 264H231V263H228L226 261L227 259H225L224 257H221ZM223 258H224V260H223ZM75 259L78 261H76ZM86 259H89V261L87 260L86 262H84ZM119 259L120 258H118V260ZM129 259H130V261H129ZM145 259L148 261H146ZM13 260H16V261H13ZM17 260H18V262L19 261L20 262L18 263ZM39 260H41L42 262H40ZM94 260H96V261L94 262ZM127 260L129 262H127ZM169 260H170V262H169ZM113 261L111 262L112 264H114ZM175 261L178 263H176ZM221 261L218 262L217 264H219V263L221 264ZM109 262H110V260H109ZM109 262H108V264H111ZM105 264H107V260H106ZM116 264H118V261L116 262Z\"/></svg>", "mask_w": 264, "mask_h": 264}, {"label": "bare ground", "instance_id": "2", "mask_svg": "<svg viewBox=\"0 0 264 264\" xmlns=\"http://www.w3.org/2000/svg\"><path fill=\"white\" fill-rule=\"evenodd\" d=\"M14 1H15V0H14ZM27 1H29V0H27ZM51 1H52V0H51ZM54 1L56 2V0H54ZM85 1H88V2H89V0H85ZM90 1H91V0H90ZM99 1H100V0H99ZM105 1H106V0H105ZM131 1H133V0H130V2H131ZM161 1H162V0H161ZM178 1H179V0H178ZM187 1H188V0H186L185 2H187ZM189 1H190V0H189ZM189 1H188V3H189ZM198 1H200V0H198ZM214 1H215V2H214L213 4H211V7H212V8L215 7L216 9H218V12H219L218 15L220 14V17H222V21H221V20H220V21L218 20V21H219V25L221 24V22H222L223 25H224V24H225L228 20H230V19H234V21H235V18H237V16H242V13L240 14V9H239V7H238V1H239V0H214ZM243 1H244V0H242V2H243ZM262 1H263V0H262ZM262 1H261V2H262ZM16 2H18V0H16ZM19 2H20V0H19ZM24 2H25V0H24ZM123 2H124V1H123ZM164 2H165V0H164ZM167 2H168V1H167ZM171 2H172V1H171ZM171 2H170V4H169V6L172 8V6L174 5V11H175V9H176V6H177V9L179 8L178 5H176L177 3H175V4L173 3V5H172ZM201 2H202V4L199 3V4L201 5L200 8L203 9V8H202V7H203V1H201ZM210 2H211V0H210ZM242 2H241V3H242ZM248 2H249V1H248ZM253 2H254V1H253ZM9 3H10V1H9ZM9 3H8V4H9ZM133 3H134V1H133ZM135 3H136V2H135ZM165 3H166V2H165ZM179 3L181 4L180 1H179ZM250 3H251V1H250ZM254 3H255V2H254ZM5 4H6V3H5ZM16 4H17V3H16ZM26 4H27V3H26ZM180 4H179V5H180ZM182 4L184 5V1H183ZM185 4H187V3H185ZM189 4L192 5V0H191V2H190ZM193 4H194V3H193ZM208 4H209V1H208L207 5H208ZM247 4H248V3H246V5H247ZM262 4L264 5V2H263ZM53 5H54V4H53ZM98 5H99V3H98ZM171 5H172V6H171ZM183 5H182V7H183ZM207 5H205V6H207ZM239 5H241V4H239ZM242 5L244 6L245 3L243 2ZM248 5H249V4H248ZM250 5H251V4H250ZM253 5L256 6L257 3H256V4H252L251 6H253ZM260 5H261V3H260ZM39 6H40V5H39ZM209 6H210V4H209ZM209 6H207V8H208ZM6 7H7V6H6ZM91 7H93L92 4H91ZM99 7H101V6L99 5ZM165 7H166V6H165ZM182 7L180 6V8L182 9L183 15H181V10H180V8H179V10H180V11H179V13H180V16H179V17H181V16H185V15H184V13H185L184 11H186V9L188 8L187 5H186V6L184 5L185 10H183ZM189 7H191V6H189ZM198 8H199V7H198ZM200 8H199V9H200ZM207 8L205 7L204 9H207ZM212 8H210V9L208 8L209 10H207V11L210 12V10H211ZM246 8H250V6H249V7H246ZM262 8H263V6L260 7L261 11H262ZM9 9H10V7H9ZM90 9H91V8H90ZM90 9H89V11H90ZM94 9H95V8H94ZM177 9H176V11H177ZM252 9H253V8H252ZM252 9H251V10H252ZM254 9L256 10L255 7H254ZM91 10H93V9H91ZM96 10H97V8H96ZM189 10H190V9L188 8V12H189ZM191 10H192V7H191ZM194 10H195V9H194ZM246 10H247V9H246ZM172 11H173V9H172ZM172 11H171V12H172ZM174 11H173V13H174ZM176 11H175V13H176ZM196 11H197V10H196ZM201 11H202V10H201ZM207 11H206V12H207ZM100 12H101V10H100ZM169 12H170V10H169ZM169 12H168V14H166L168 18L170 17ZM186 12H187V11H186ZM255 12H256V11H255ZM93 13L95 14V11H93ZM173 13H172V16H173ZM215 13H217L216 10H215ZM251 13H252V12H251ZM251 13H250V14H251ZM90 14H91V16H92V13H90ZM94 14H93V17H94ZM96 14H97V13H96ZM101 14H102V13H101ZM186 14H187V13H186ZM246 14H248V11L246 12ZM263 14H264V12H263L262 14H260V15L262 16ZM163 15H164V14H163ZM168 15H169V16H168ZM212 15H213V14H212ZM27 16H28V15H27ZM27 16H26V17H27ZM247 16H248V15H247ZM26 17H25V18H26ZM28 17H29V16H28ZM28 17H27V18H28ZM99 17H100V13H99L98 18H99ZM103 17H104V14H103ZM214 17H215V16H214ZM214 17H213V19H214ZM244 17H245V19H246V15H244ZM98 18H96V22H97ZM199 18H200V17H199ZM218 18H219V16H217V19H218ZM228 18H229V19H228ZM240 18L242 19V17H240ZM9 19H11V18H9ZM9 19H7V20H9ZM92 19H93V18H92ZM141 19H142V18H141ZM226 19H228V20L226 21ZM109 20H110V19H109ZM117 20H118V19H117ZM166 20H167V19H166ZM172 20H173V19H172ZM178 20H179V19H178ZM206 20H207V18L204 19L203 22H205ZM214 20H215V19H214ZM257 20H258V19H257ZM260 20H261V19H260ZM94 21H95V20H94ZM100 21H101V20H100ZM100 21H98V22H100ZM113 21H114V20H113ZM113 21H112V24H113ZM119 21H120V20H118V22H119ZM141 21H144V20H141ZM211 21H212V20H211V17H210V18L208 19V24H209L208 26L211 25V24H210ZM218 21H217V23H218ZM234 21H233V23H234ZM6 22H7V21H6ZM30 22H31V20H30ZM87 22H88V21H87ZM106 22H107V20H106ZM200 22H201V18H200ZM212 22H214V21H212ZM243 22H244V21H243ZM10 23H11V21H10ZM27 23H29V21H28ZM31 23H32V22H31ZM31 23H30V24H31ZM119 23H120V22H119ZM169 23H170V22H169ZM169 23H168V24H169ZM217 23H216V21H215V24H216V25H217ZM231 23H232V22H231ZM235 23H236V22H235ZM250 23H251V22H250ZM261 23H264V21H263V22L261 21ZM13 24H14V23H13ZM102 24H103V25H102ZM104 24H105V21H104L103 23H100L101 27H103ZM110 24H111V22H110ZM110 24L106 25V29H105V28H104V29L107 30V26L109 27ZM117 24H118V23H117ZM170 24H171V23H170ZM238 24H239V23H238ZM258 24H259V22H258ZM95 25H96V24H95ZM205 25H206V23H205ZM213 25H214V24H213ZM213 25H211V26H213ZM233 25H234V24H232V26H233ZM245 25H246V24L244 23V26H245ZM93 26H94V25H93ZM163 26H164V25H163ZM196 26H197V25H196ZM201 26L204 27L203 25H201ZM201 26L199 27V29H201ZM228 26H229V25H228ZM247 26H248V24H247ZM91 27H92V25H91ZM94 27H95V28H98L99 25H98V26H94ZM140 27H142V25H140ZM165 27H167V26H165ZM165 27H164V28H165ZM169 27H171V26H169ZM205 27H206V26H205ZM214 27H215V26H213V28H214ZM229 27H230V26H229ZM13 28L15 29V24L13 25ZM137 28H138V27H137ZM223 28H224V31H225V26H223ZM223 28H222V30H223ZM230 28H231V27H230ZM85 29H86V28H85ZM88 29H89V28H88ZM100 29H101V28H100ZM115 29L118 30V28H116V27H115ZM143 29H144V28H142V31H143ZM220 29H221L220 26H218V30H219V31H220ZM236 29H237V28H236ZM239 29H240V28H239ZM242 29H244V28H242ZM89 30H90V29H89ZM94 30H95V29H93V33H94V35H96V34L98 35V32L95 33ZM98 30H99V29H98ZM203 30H204V28H203ZM145 31H147V30H145ZM224 31H223V32H224ZM234 31H235V30H234ZM242 31H243V30H242ZM107 32H108V31H107ZM117 32H118V31H117ZM171 32H172V31H171ZM223 32H222V33H223ZM228 32H229V29H228ZM87 33H89L88 30H87ZM102 33L104 34L103 30H102ZM218 33H219V32H218ZM220 33H221V31H220ZM222 33H221V34H222ZM238 33H239V32L237 31L236 34H238ZM100 34H101V32H100ZM15 35H16V34H15ZM15 35L13 34L12 31H9V32H7V33H2V34H0V38L3 40V43H4V47L2 48L3 50H0V80H1V79L6 80V79H8V78H10V77L15 76V75L13 74L14 71H15V70H14V66H13V61H15V59H14L15 57L13 56V50H12V48H11V44L14 43V42L12 43V41H14V39H15V37H14V39H13V36H15ZM90 35H91V34H90ZM87 36H88V35H87ZM216 36H217V35H216ZM220 36H221V35H220ZM229 36H230V35H229ZM22 37H23V36H22ZM89 37H91V36H89ZM96 38H97V37H96ZM96 38H95V39H96ZM101 38H102V37H101ZM18 39H19V38H18ZM99 39H100V38H99ZM195 39H196V37H195ZM195 39H194V40H195ZM201 39H202V38H201ZM201 39H200V40H201ZM219 39H220V38H219ZM38 40H39V39H38ZM42 40H43V39H42ZM89 40H90V38H89ZM190 40H191V39H190ZM200 40L197 39V41H198V43H197V41H196V44H197V45H199V44L201 43ZM226 40H227V39H226ZM27 41H28V39H27ZM112 41H113V40H112ZM188 41H189V40H188ZM201 41H202V40H201ZM203 41H204V39H203ZM212 41H214V40H212ZM106 42H107V41L105 40V43H106ZM204 42H205V41H204ZM204 42H202L204 45H203L202 43H201L200 45H201V46H202V45L205 46V45L207 44L208 40H207L206 44H205ZM43 43H44V42H43ZM189 43H190V42H189ZM192 43H193V40H192V42L190 43V46H188V47H190V49L188 48V52H190L191 48H193V47H191V46H192V45H191ZM216 43L218 44L217 41H216ZM15 44H16V43H15ZM217 44H216V46H217V48H218V45H217ZM221 44H222V43H221ZM36 45H37V44H36ZM193 45H194V48H195V43H193ZM200 45H199L198 48L201 47ZM23 46H24V45H23ZM45 46H46V45H45ZM91 46H92V45H91ZM216 46H215V47H216ZM220 46H221V45H220ZM16 47H17V45H16ZM51 47H52V46H51ZM104 47H105V46H104ZM205 47H206V46H205ZM20 48H21V47H20ZM26 48H27V45H26ZM212 48H214V47H212ZM34 49H35V48H34ZM52 49H53V47H52ZM159 49H160V48H159ZM210 49H211V48H210ZM222 49H223V48H222ZM15 50H16V48H15ZM27 50H28V48H27ZM150 50H151V48H150ZM194 50H195V49H194ZM197 50H198V49H197ZM217 50H218V49H217ZM19 51H20V50H19ZM53 51H54V50H53ZM214 51H215V49H214ZM218 51L220 52V50H218ZM20 52H21V55H22V51H20ZM26 52H27V51H26ZM199 52H202V51L199 50ZM254 52H255V51H254ZM35 53H36V52H35ZM196 53H198V51H196ZM50 54H51V52H50ZM50 54H49V55H50ZM183 54H184V53H183ZM188 54H189V53H188ZM191 54H192V51H191ZM193 54H194V52H193ZM202 54H203V52H202ZM207 54H208V52H207ZM209 54H210V51H209ZM209 54H208V55H209ZM21 55H20V56H21ZM34 55H35V54H34ZM47 55H48V54H47ZM159 55H160V54H159ZM198 55H199V54H197V56H198ZM208 55H207V56H208ZM23 56H24V54H23ZM50 56H51V55H50ZM188 56H189V55H188ZM188 56H187V59L189 60V58H190V60H191V56H192V55H191L190 57H188ZM195 56H196V55H195ZM195 56H194V58H195ZM200 56H202V55H200ZM212 56H213V53H212ZM160 57H161V56H160ZM162 57H163V56H162ZM184 57H185V55H184ZM208 57H210V56H208ZM24 58H26V56H24ZM24 58H23V60H24ZM192 58H193V56H192ZM196 58H197V57H196ZM13 59H14V60H13ZM21 59H22V58H21ZM21 59H20V60H21ZM30 59H31V58H30ZM39 59H40V57H39ZM162 59H163V58H162ZM199 59H200V60H199V63H200L201 58H199ZM48 60H49V59H48ZM164 60H165V58H164ZM190 60H189V61H190ZM205 60H206V58L204 59V61H205ZM161 61H162V60H161ZM208 61L210 62V59H209ZM33 62H34V61H33ZM47 62H48V61H46V63H47ZM193 62H194V60H193ZM211 62H212V61H211ZM48 63H49V62H48ZM207 63H208V62H207ZM24 64H25V66H26L25 61L23 62V65H24ZM38 64H39V63H38ZM42 65H43V63H42ZM42 65H41V66H42ZM215 65H216V63H215ZM33 66H34V65H33ZM52 66H53V65H52ZM203 66H204V65H203ZM217 66H218V63H217ZM226 66H228V65H226ZM230 66H231V65H230ZM23 67H24V66H22L21 69H23ZM27 67H28V66H27ZM29 67H30V66H29ZM38 67H39V68H38V69H39V71H38V72H39V73H38V76H39V78H41V77H42V76H41L42 73H41V70H40V65H39ZM45 67H46V64H45ZM42 68H43V67H42ZM47 68H48V65H47ZM47 68H45V70H46ZM53 68H54V66H53ZM53 68H52V69H53ZM137 68L140 69L141 66H140V67H136V69H137ZM143 68H144V67H142V69H143ZM145 68H146V67H145ZM145 68H144V69H145ZM150 68H151V67H150ZM203 68H204V67H203ZM219 68H220V66H219ZM222 68L225 69L224 65H223ZM6 69H7V73L4 72ZM25 69H27V68L25 67ZM48 69H49V68H48ZM136 69H135V74H136ZM224 69H222V73H223V70H224ZM236 69H237V67H236ZM236 69L234 68V71H233V65H232V70H230V72L232 71V72L234 73ZM30 70H31V67H30ZM30 70H29V71H30ZM33 70H34V67H33ZM33 70H31V71H32V74L34 73ZM119 70H120V69H119ZM122 70H124V69H122ZM215 70H217V68H216ZM35 71H36V70H35ZM52 71H53V70H52ZM113 71H114V70H113ZM139 71H140L141 73H143V71H141V70H139ZM160 71H161V70H160ZM224 71H225V70H224ZM21 72H23V70H21ZM21 72H20V73H21ZM42 72L44 73L43 70H42ZM120 72H122V71L120 70ZM131 72H133V71H131ZM145 72H146V71H145ZM148 72H149V71H148ZM202 72H203V70H202ZM202 72H201V73H202ZM207 72H208V71H207ZM215 72H216V71H215ZM230 72H228V74H229ZM16 73H17V72H16ZM18 73H19V72H18ZM36 73H37V72H36ZM47 73H49V72H47ZM114 73H115V71H114ZM114 73H113V74H114ZM137 73H139V72L137 71ZM141 73H140V74H141ZM195 73H197V71H196ZM204 73H205V72H204ZM204 73H202L203 76H204ZM225 73H226V72H225ZM27 74H28V70H27ZM27 74H26V75H27ZM29 74H30V72H29ZM29 74H28L27 77H26V78H27V80H26L27 82H26V83H28V78H31V77L29 76ZM45 74H46V73H45ZM145 74H146V73H145ZM206 74H207V73H206ZM206 74H205V75H206ZM209 74H210V73H209ZM228 74H227L226 76H228ZM20 75H21V74H20ZM34 75H35V74H34ZM46 75H47V78H48L49 74H46ZM111 75H112V74H111ZM132 75H133V74H132ZM183 75H184V74H183ZM188 75H189V74H188ZM193 75H194V74H193ZM195 75L197 76V74H195ZM23 76H24V74H23ZM147 76H148V75H147ZM6 77H7V78H6ZM19 77H20V76H19ZM21 77H22V75H21ZM33 77H34V76H32V78H33ZM51 77H52V76H51ZM123 77H124V76H123ZM131 77H132V78H135V79H132V81H133V80L136 81V78L139 77V74H138V76H137V74H136L135 77H134V75L131 76ZM190 77H191V75H190ZM208 77H209V75H208ZM210 77H211V76H210ZM229 77H231V76H229ZM17 78H18V77H17ZM36 78H37V77H36ZM49 78H50V76H49ZM121 78H122V77H121ZM121 78L119 77V79H121ZM183 78H184V76H183ZM191 78H192V77H191ZM205 78H206V77H205ZM44 79H45V82H46L47 80H49V79L46 80V77H45ZM55 79H56V78H55ZM55 79H54V81H55ZM106 79H107V78H106ZM138 79H139V78H138ZM146 79H147V78H146ZM162 79H163V83H164V78L162 77ZM203 79H204V77H203ZM206 79H207V78H206ZM4 80H3V81H4ZM29 80L31 81V79H29ZM32 80H33V79H32ZM42 80H43V78H42ZM140 80H141V78H140ZM140 80H138V81H140ZM143 80H145V78H144ZM153 80H154V79H153ZM207 80L209 81V79H207ZM12 81H13V80H12ZM30 81H29L30 85H32V83L34 84L33 81H31L32 83H31ZM34 81H36V80H34ZM38 81H39V79H38ZM114 81H115V76H114ZM114 81L112 80L111 82L114 83ZM122 81H123V80H122ZM129 81H130V80H129ZM161 81H162V80H161ZM166 81H167V80H166ZM190 81H191L190 83H187L188 86H187V88H186V89H187V94L189 95L188 99L190 98V100L193 101V102L195 103V106H196V109H194L195 113H196V114L198 113V114H200V115L202 114V118H203V117L205 118V116L209 115V113H207V111H204V110L206 109V108H204V106H206L205 104H206V98L208 97V94L212 91V90H211L212 85H211V83H210V85H211V87H210V85L207 84V83H205V81H203L202 78H200V77H195V78L193 77L192 80H190ZM124 82H125V81H124ZM148 82H149V81H148ZM174 82H175V79H174ZM180 82H181V81H180ZM40 83H41V82H40ZM113 83H112V84H113ZM129 83H130V82H129ZM141 83H142V80H141ZM166 83H167V82H166ZM4 84H6V82H5ZM36 84H37V81H36ZM36 84H35V85H36ZM42 84H44V82H43ZM131 84H132L131 87L133 88V87H134L133 84H136V83H133V82H132ZM39 85H40V84H39ZM50 85H51V84H50ZM50 85H48V87H50ZM123 85H124V83H123ZM127 85H128V82H127ZM149 85H150V83H149ZM162 85H163V84H162ZM177 85H178V82H177ZM181 85H182V84H181ZM183 85H184V84H183ZM42 86H43V85H42ZM42 86H41V89H42ZM112 86H113V85H112ZM179 86H180V84H179ZM26 87H28L27 84H26ZM118 87H119V86H118ZM125 87H126L125 90H127V86H125ZM125 87H124V88H125ZM128 87H129V85H128ZM143 87H144V85H143ZM145 87H146V86H145ZM148 87H150V86H148ZM173 87H174V85H173ZM176 87H177V86H176ZM176 87H175V89H176ZM221 87H222V86H221ZM223 87H224V84H223ZM223 87H222V88H223ZM226 87L228 88V86H226ZM31 88H32V87H31ZM124 88L122 87V90H123V91H124ZM132 88H131V89H132ZM135 88H136V87H135ZM135 88H134V89H135ZM146 88H147V87H146ZM171 88H172V86H171ZM215 88H216V87H215ZM215 88H214L213 90H216ZM246 88H247V87H246ZM27 89H30V87H29V88H26V90H27ZM33 89H35V87H33ZM41 89H40V87H39V89H37V90L39 91V90H41ZM43 89H44V88H43ZM113 89H114V88H113ZM140 89H142V88L140 87ZM172 89H173V88H172ZM172 89H171V93L173 92ZM179 89H180V88H179ZM223 89H224V88H223ZM248 89H249V88H248ZM253 89H254V87H253ZM255 89H256V88H255ZM35 90H36V89H35ZM44 90H47V89L45 88ZM116 90H117V87H116ZM122 90H121V91H122ZM147 90H149V89H147ZM157 90H158V89H157ZM169 90H170V89H169ZM182 90H183V87L181 88V92H182ZM184 90H185V89H184ZM226 90H228V89H226ZM226 90H225V91H226ZM236 90H237V89H236ZM250 90H251V89H250ZM260 90H261V89H260ZM260 90H259V92H260ZM110 91H111V88H110ZM113 91H115V90H113ZM138 91H139V90H138ZM138 91H137V92H138ZM141 91H142V90H141ZM144 91H145V89H144ZM144 91H143V93H145ZM150 91H151V90H150ZM150 91H149V93H150ZM160 91H161V90H160ZM160 91H159V94H160ZM174 91H175V90H174ZM179 91H180V90H179ZM222 91H223V90H222ZM229 91H230V89H229ZM255 91H256V90H255ZM255 91L252 90V92H255ZM257 91H258V90H257ZM257 91H256V92H257ZM31 92H32V90H31ZM35 92H36V91H35ZM119 92H120V91H119ZM119 92H117V93H119ZM132 92H133V90H132ZM151 92H152V91H151ZM169 92H170V91H169ZM218 92H219V90H218ZM237 92H238V90H237ZM243 92H244V91H243ZM247 92H248V90H247ZM252 92L248 95L249 97H252V96H251ZM256 92H255V93H256ZM33 93H34V92H33ZM134 93H135V92H134ZM154 93H155V91H154ZM176 93H177V90H176L175 94H176ZM235 93H236V91H234V94H235ZM255 93H254V94H255ZM257 93H258V92H257ZM260 93H261V92H260ZM260 93H258V94H260ZM45 94H48V93L45 92ZM129 94H130V92L128 93V96H129ZM146 94H147V93H145V95H146ZM152 94H153V93H152ZM152 94H150V96L154 97V96H153L154 94H153V95H152ZM159 94H157V95H159ZM173 94H174V92H173ZM178 94H179V93H177V95H178ZM181 94H182V93H180V97H181ZM183 94H186V93L183 92ZM212 94H213V93H212ZM221 94H222V93H221ZM221 94H220V95H221ZM262 94H263V93H262ZM42 95H43V94H42ZM75 95H76V94H75ZM80 95H81V94H80ZM109 95H111V93H110ZM125 95H126V94H125ZM135 95H136V94H135ZM155 95H156V94H155ZM157 95H156V97H157ZM164 95H165V93H164ZM223 95H224V94H223ZM242 95H244V94L242 93ZM242 95H241V96H242ZM4 96H5V95H4ZM46 96H47V95H46ZM132 96L134 97L133 93H132ZM132 96H130V97H132ZM136 96H137V95H136ZM150 96H149V94H147L146 97H149V98H150ZM162 96H163V94H162ZM173 96H175V95H173ZM224 96H225V95H224ZM227 96H228V94H227ZM231 96H232V94H231ZM241 96H240L239 98H241ZM24 97H26V96H24ZM24 97H23V98H24ZM27 97H28V102H29V99H31V97H30V96H27ZM27 97H26V98H27ZM29 97H30V98H29ZM40 97H41V96H40ZM74 97H77V96H74ZM78 97H79V96H78ZM78 97H77V98H78ZM159 97H160V96H159ZM167 97H169V95H168ZM176 97H177V96H176ZM176 97H175V98H176ZM182 97H183V96H182ZM218 97H219V96H218ZM221 97H222V96H221ZM232 97L234 98V95H233ZM235 97H236V96H235ZM255 97H256V96H255ZM255 97H254V98H255ZM261 97H262V95H261ZM261 97L259 96V98H257V99H260ZM1 98H2V96H1ZM79 98H80V97H79ZM141 98H142V97H141ZM177 98H178V97H177ZM186 98H187V96H186ZM228 98H229V97H228ZM243 98H245V97L243 96ZM32 99H33V96H32ZM39 99H40V98H39ZM80 99H81V98H80ZM146 99H147V98H146ZM146 99H145V100H146ZM151 99H152V98H151ZM0 100H2V99H0ZM25 100H26V99H25ZM141 100H142V99H141ZM172 100H173V98H172ZM178 100H179V98H178ZM217 100H218V99H217ZM234 100H235V99H234ZM248 100H249V99H248ZM262 100H263V99H262ZM5 101H6V100H5ZM5 101H4V102H5ZM10 101H11V100H10ZM10 101H9V103H11ZM146 101H147V100H146ZM170 101H171V100H170ZM213 101H214V100H213ZM254 101H255V99H254ZM263 101H264V100H263ZM263 101H261V102H263ZM4 102H3V103H4ZM12 102H13V101H12ZM21 102H22V101H21ZM24 102L27 103V100L24 101ZM24 102H23V104H25ZM39 102H40V101H39ZM39 102H38V103H39ZM160 102H161V99H160ZM219 102H220V101H219ZM238 102H239V101H238ZM255 102H259V100H258V101H255ZM255 102H254V103H255ZM261 102H260V103H261ZM1 103H2V102H1ZM7 103H8V102H7ZM18 103H20V102H18ZM18 103H17V104H18ZM31 103H32V101H31ZM34 103H35V102H34ZM38 103L36 102V104H34V106L36 105L35 107H37L39 104H41V103H39V104H38ZM133 103H134V102H133ZM148 103H149V102H148ZM162 103H163V101H162ZM162 103H160V105H161V106L164 105V106H162V107L160 106L161 108H163V107H165V106H168L167 104H165V103L162 104ZM167 103H168V101H167ZM173 103H174V102H173ZM177 103H178V102H177ZM13 104H14V103H13ZM21 104H22V103H21ZM75 104H76V102H75ZM131 104H132V103H131ZM141 104H143V103H141ZM157 104H158V102H157ZM191 104H193V103H191ZM213 104H214V103H213ZM220 104H221V103H220ZM228 104H229V103H228ZM230 104H231V102H230ZM252 104H253V103H252ZM7 105H8V104H7ZM73 105H74V103H73ZM129 105H130V104H129ZM133 105H134V107H135L136 103L133 104ZM177 105H178V104H177ZM180 105H181V104H180ZM188 105H189V104H188ZM207 105H208V104H207ZM258 105H259V103H258ZM258 105H257V106H258ZM260 105L262 106V104H260ZM260 105H259V106H260ZM29 106H30V105H29ZM32 106H33V103H32V105H31V107H28V108L30 109L31 112H30L29 110H28L27 112H30V114H32V111H33V107H34V106H33V107H32ZM40 106H41V105H40ZM130 106H131V105H130ZM130 106H129V108H130ZM144 106H145V105H144ZM147 106H148V105H147ZM147 106H146V108H147ZM149 106H150V105H149ZM169 106H170V105H169ZM182 106H183V105H182ZM189 106H190V105H189ZM193 106H194V105H193ZM259 106H258V107H259ZM261 106H260V108H261ZM263 106H264V104H263ZM10 107H12L11 104H10ZM14 107H16V106L14 105ZM17 107L19 108L18 105H17ZM20 107H21V106H20ZM132 107H133V106H132ZM132 107H131V108H132ZM137 107H138V106H137ZM173 107H174V106H173ZM186 107H187V106H186ZM253 107H254V106H253ZM255 107H256V105H255ZM22 108H23V110H24L25 107H22ZM26 108H27V106H26ZM31 108H32V110H31ZM125 108H126V107H125ZM138 108H139V107H138ZM149 108H150L149 110H151V106H150ZM154 108H156V107H154ZM154 108H152V109L155 110ZM157 108H158V107H157ZM157 108H156V109H157ZM168 108H169V107H168ZM176 108H178V107L176 106L175 109H173V111L177 110ZM180 108H181V109H180V111H181V110H182V107L180 106ZM184 108H185V107H184ZM192 108H193V107H192ZM7 109H8V108H7ZM35 109H36V108H35ZM37 109H39V108H37ZM37 109H36V111H37ZM44 109H45V108H44ZM122 109H124V108H122ZM132 109H134V108H132ZM132 109H131V110H132ZM171 109H172V107H171ZM178 109H179V108H178ZM188 109H190V108H188ZM222 109H223V108H222ZM224 109H225V108H224ZM253 109H254V108H253ZM253 109H252V110H253ZM256 109H257V108H256ZM256 109H255L253 112L250 110V111H251V114H250V111H249L248 114L252 115V113H254V112L256 111ZM262 109H263V108H262ZM1 110H2V109H1ZM166 110H167V108H165V111H166ZM185 110H186V108H185ZM191 110H192V109H191ZM191 110H190V111H191ZM207 110H208V109H207ZM15 111H16V110H14V112H15ZM17 111H18V110H17ZM17 111H16V112H17ZM25 111H26V110H25ZM25 111H24V112H25ZM39 111H40V110H39ZM39 111H38V113H39ZM63 111H64V109H63ZM127 111H128V110H126V112H127ZM129 111H130V110H129ZM138 111H139V110H138ZM138 111H137V112H138ZM158 111H159V109H158ZM158 111H157V112H158ZM161 111H162V109H161ZM161 111H160V113H162ZM163 111H164V110H163ZM165 111H164V112H165ZM167 111H168V110H167ZM167 111H166L165 113H166V115H167V117H168V116H169L168 113H169V111H171V110H169L168 113H167ZM180 111H178V112H180ZM258 111H259V110H257L256 112H258ZM11 112H13V109H12ZM18 112H19V111H18ZM20 112L23 113V111H20ZM44 112H45V111H44ZM76 112H77V111H76ZM124 112H125V110L123 111V114H125ZM133 112H134V111H133ZM133 112L131 111V113L134 115ZM148 112H149V111H148ZM164 112H163V113H164ZM171 112H172V111H171ZM171 112H170V113H171ZM185 112H187V111H185ZM205 112H206L207 115H205ZM208 112H209V111H208ZM214 112H215V111H214ZM259 112H260V111H259ZM261 112H263V111H261ZM261 112H260V113H261ZM7 113H8V111H7ZM22 113H21V114H22ZM33 113H34V111H33ZM38 113H37V114H38ZM47 113H48V112H47ZM131 113H128V114H131ZM135 113H136V112H135ZM143 113H144V112H143ZM146 113H147V112H146ZM149 113H150V112H149ZM149 113H148V114H149ZM158 113H159V112H158ZM158 113H157V114H158ZM191 113L194 114V112H192V111H191ZM210 113H211V111H210ZM260 113H257V114L259 115ZM1 114L3 115V113H1ZM16 114H17V113H16ZM45 114H46V113H45ZM51 114H52V113H51ZM132 114L129 115V116H132ZM136 114H139V113H136ZM152 114H154V113L152 112ZM176 114L179 115L178 113H176ZM182 114H184V111L182 112ZM203 114H204L205 116H204ZM248 114H247V115H248ZM262 114H264V113H262ZM262 114H260L261 117H262ZM23 115H24V114H23ZM39 115H40V114H39ZM53 115H54V114H53ZM88 115H89V114H88ZM115 115H116V114H115ZM121 115H122V114H121ZM145 115H146V114H145ZM177 115H176V116H177ZM180 115H181V113H180ZM184 115H185V114H184ZM184 115H183V116H184ZM190 115H191V114H190ZM250 115H249V116H250ZM6 116H7V115H6ZM6 116H5V117H6ZM15 116H16V115H15ZM19 116H20V115H19ZM25 116H26V115H25ZM28 116H29V115H27V118H28ZM60 116H61V115H60ZM118 116H120V114H119ZM135 116H136V115H135ZM161 116H162V115H161ZM185 116H187V113H186ZM194 116H195V115H194ZM209 116H210V115H209ZM249 116H248V117H249ZM17 117H18V114H17ZM17 117H16V118H17ZM65 117H66V116H65ZM114 117H115V116H114ZM120 117H121V116H120ZM133 117H134V116H133ZM146 117H148V116H146ZM150 117H151V115H150ZM165 117H166V116H165ZM169 117H172V116H169ZM179 117H180V116H179ZM248 117H247V118H248ZM255 117L258 118V116H255ZM261 117L258 118V120H260V124H261V119H260ZM3 118H4V116H3ZM60 118H61V117H60ZM111 118H112V117H110V119H111ZM118 118H119V117H118ZM155 118H156V117H155ZM159 118H160V117H159ZM172 118H173V117H172ZM172 118H170V119H171V121L173 122ZM188 118H189V117H188ZM190 118H192V117H190ZM190 118H189V119H190ZM194 118H195V117H194ZM200 118H201V117H200ZM208 118H209V117H208ZM208 118L206 117L207 120H208ZM224 118H225V117H224ZM226 118H227V117H226ZM262 118H264V117H262ZM14 119H15V118H14ZM38 119H39V118H38ZM112 119H113V118H112ZM133 119H135V121H133V122L135 123V122L137 121V119H136L135 117H134ZM168 119H169V118H168ZM178 119H179V118H178ZM182 119L184 120V118H182V116H181V117H180V120H182ZM241 119H242V118H241ZM245 119H246V118H243V120H245ZM248 119H249L248 121H250V118H248ZM10 120H12V119H10ZM118 120L120 121V119H118ZM124 120H125V119H124ZM180 120H178V121L181 122ZM186 120H188V119H186ZM195 120H196V119H195ZM199 120H200V119H199ZM202 120H203V119H202ZM207 120H205V121H207ZM209 120H210V119H209ZM215 120H216V119H215ZM3 121H4V120H3ZM112 121H113V120H112ZM112 121H111V122H112ZM160 121L162 122L161 119H160ZM163 121H164V120H163ZM167 121L169 122V120H167ZM174 121H175V118H174ZM192 121H193V120H192ZM241 121H242V120H241ZM255 121H257V120H255ZM263 121H264V120H263ZM263 121H262V122H263ZM15 122H16V120H15ZM99 122H100V121H99ZM111 122H110V124H111ZM128 122L131 123L133 126L135 125L134 123H132V121H128ZM161 122H160V124H161ZM176 122H177V119H176ZM189 122H190V121H189ZM207 122H209V121H207ZM210 122H211V121H210ZM210 122H209V123H210ZM212 122H213V121H212ZM218 122H219V121H218ZM28 123H29V120H28ZM62 123H64V122H62ZM139 123H140V122H139ZM141 123H142V121H141ZM141 123L139 124L140 126H142V125L144 124V123H143V124L141 125ZM147 123H148V122H147ZM149 123H150V122H149ZM158 123H159V122H158ZM173 123H174V122H173ZM177 123H178V122H177ZM190 123H191V122H190ZM190 123H189V126H190ZM193 123L195 124L194 121H193ZM205 123H206V122H205ZM205 123H204V124H205ZM215 123H216V122H215ZM219 123L221 124V122H219ZM246 123H247V120H246ZM258 123H259V122H258ZM258 123H257V126L259 125ZM57 124H58V123H57ZM69 124H70V123H69ZM90 124H91V123H90ZM92 124H93V123H92ZM136 124H137V123H136ZM145 124H146V122H145ZM153 124H154V123H153ZM164 124H165V123H164ZM169 124L172 125V123L169 122L168 124H166V125H168V126H166V128H167V127L169 128ZM200 124H201V123H200ZM212 124H213V123H212ZM212 124H211V125H212ZM216 124H217V123H216ZM222 124L225 125V122H224V123L222 122ZM247 124H248V123H247ZM253 124H255V122H254ZM6 125H7V124H6ZM12 125H13V123H12ZM32 125H33V124H32ZM64 125H65V123H64ZM102 125H105V124L103 123ZM111 125H113V124H111ZM115 125H116V124H115ZM132 125H130V126H132ZM139 125H138V126H139ZM155 125H156V124H155ZM157 125H158V124H157ZM171 125H170V126H171ZM174 125H175V124H174ZM205 125H207V124H205ZM205 125H204V126H205ZM243 125H244V124H243ZM262 125H264V123H263ZM14 126H15V125H14ZM49 126H50V125H49ZM60 126H61V125H59V126H55V127L62 128V127H60ZM62 126H63V125H62ZM90 126H91V125H90ZM90 126H89V127H90ZM98 126H99V125H98ZM133 126H132V127H133ZM143 126L145 127V125H143ZM147 126H148V125H147ZM164 126H165V125H164ZM183 126H185V125H183ZM187 126H188V125H187ZM212 126H214V124H213ZM257 126H254V127L257 128ZM40 127H41V126H40ZM53 127H54V126H53ZM99 127H100V126H99ZM112 127H114V126H112ZM151 127H153V126H151ZM179 127H180V126H179ZM206 127H207V126H206ZM222 127H223V126H222ZM247 127H248V129L250 130L249 124H248ZM258 127H259V129H260V128H263V126L260 127V125H259ZM100 128H102V127H100ZM103 128H104V127H103ZM128 128H129V126H128ZM130 128H131V127H130ZM133 128H134V127H133ZM141 128H143V127H141ZM141 128H139V131H140ZM146 128H147V127H146ZM166 128H164L163 130H165ZM168 128H167V129H168ZM201 128H202V127H201ZM204 128H205V127H203V129H204ZM240 128H241V126H240ZM251 128H252V127H251ZM256 128H255V129H256ZM33 129H34V128H33ZM48 129H49V128H48ZM53 129H54V128H53ZM53 129H52V131H53ZM62 129H63V128H62ZM108 129H109V128H108ZM126 129H127V128H125V130H126ZM144 129H145V128H144ZM151 129H152V128H151ZM188 129H189V128H188ZM211 129H212V128H211ZM224 129H225V128H224ZM255 129H254V130H255ZM263 129H264V128H263ZM1 130H2V129H1ZM3 130H4V129H3ZM39 130H40V129H39ZM98 130H99V129H98ZM128 130H129V129H128ZM132 130H133V129H132ZM145 130H146V129H145ZM145 130H144V132H145ZM156 130H158V129H156ZM156 130H155V131H156ZM189 130H190V129H189ZM208 130H209V129H208ZM208 130H207V132H208ZM213 130H215V129H213ZM243 130L245 131V129H243ZM251 130H252V129H251ZM260 130H261V129H260ZM41 131H42V130H41ZM45 131H46V130H45ZM54 131H55V130H54ZM54 131H53V132H54ZM60 131H61V130H60ZM65 131H66V130H65ZM75 131H76V130H75ZM109 131H111V130H109ZM141 131H142V130H141ZM160 131H161V130H160ZM181 131H182V130H181ZM186 131H187V129H186ZM201 131H202V130H201ZM204 131H205V130H204ZM204 131H203V132H204ZM216 131H217V130H216ZM218 131H219V129H218ZM241 131H242V129L240 130V132H241ZM252 131H253V130H252ZM252 131H251V132H252ZM256 131H258V128H257ZM256 131H253V132H256ZM263 131H264V130H263ZM9 132H11V131H9ZM13 132H14V130H13ZM13 132H12V134H13ZM42 132H43V131H42ZM77 132H78V130H77ZM131 132H132V131H131ZM146 132H147V133H145V134H148V130H147ZM152 132H153V131H152ZM165 132H166V130H165ZM209 132H211V130H210ZM259 132H260V131H259ZM261 132H262V131H261ZM4 133H5V132H4ZM25 133H26V132H25ZM36 133H37V132H36ZM44 133H45V132H44ZM51 133H52V132H51ZM60 133H61V134L65 133V135L67 134L66 132H63V131L60 132ZM60 133L58 132V134H60ZM132 133H133V132H132ZM134 133H135V132H134ZM156 133H158V131H156ZM161 133H162V132H160L158 135H160ZM166 133H168V132H166ZM185 133H186V132H185ZM187 133H188V131H187ZM201 133H202V132H201ZM246 133H247V131H246ZM6 134H7V133H6ZM23 134H24V132H23ZM86 134H87V133H86ZM109 134H110V133H109ZM113 134H115V131H114ZM123 134H124V133H123ZM136 134H137V133H136ZM136 134H135V135H136ZM138 134H139V132H138ZM141 134H142V132L140 133V136H141ZM153 134H154V133H152V134H150V135H153ZM169 134H170V133H169ZM169 134H167V135H169ZM173 134H174V133H173ZM179 134H180V133H179ZM179 134H177V136H178ZM183 134H184V133H183ZM215 134H216V133H215ZM243 134H245V132H244ZM247 134H248V133H247ZM251 134H252V133H251ZM255 134H256V133H255ZM259 134L261 135V133H259ZM262 134H264V132H263ZM0 135H1V134H0ZM10 135H11V134H10ZM65 135L63 134V138H64ZM67 135H68V134H67ZM72 135H73V134H72ZM125 135H126V134H125ZM135 135H134V136H135ZM150 135H149V136H150ZM171 135H172V133H171ZM181 135H182V133H181ZM184 135H185V134H184ZM187 135H189V134H187ZM200 135H201V134H200ZM200 135H199V136H200ZM203 135H204V133H203ZM206 135H207V133H206ZM253 135H254V134H253ZM4 136H5V135H4ZM14 136H15V135H14ZM14 136H13V137H14ZM55 136H56V135H55ZM57 136H58V135H57ZM140 136H139V137H140ZM175 136H176V135H175ZM177 136H176V137H177ZM182 136H183V135H182ZM190 136H193V135L190 134ZM194 136H195V135H194ZM194 136H193V137H194ZM196 136H197V135H196ZM199 136H198L197 138H201V136H200V137H199ZM238 136H239V135H238ZM248 136H249V135H248ZM250 136H251V135H250ZM250 136H249V137H250ZM261 136H263V135H261ZM261 136H260V137H261ZM13 137H12V138H13ZM41 137H42V136H41ZM50 137H51V136H50ZM61 137H62V136H61ZM107 137H108V135H107ZM118 137H120V135H119ZM124 137H125V136H124ZM131 137H132V136H131ZM131 137H130V138H131ZM137 137H138V136H137ZM137 137H136V140H137ZM141 137L143 138V136H141ZM144 137H145V136H144ZM147 137H148V136L146 135L145 138H147ZM151 137H152V136H151ZM158 137H159V136H158ZM161 137H162V136H160V138H161ZM179 137H180V136H179ZM240 137H242V135H240ZM240 137H238V138H239L238 141H239L240 139L242 140V138H240ZM253 137H254V136H253ZM258 137H259V136H258ZM258 137H256V141H257V139L260 140V138H258ZM10 138H11V136H10ZM30 138H31V137H30ZM59 138H60V137H59ZM66 138H67V137H66ZM68 138H69V137H68ZM68 138H67V139H68ZM103 138H104V137H103ZM105 138H106V137H105ZM134 138H135V137H134ZM134 138H131V139L133 140ZM142 138H139V139H140V143H142V141H144V143H145V140H143ZM148 138H149V137H148ZM154 138H155V137H154ZM156 138H157V137H156ZM162 138H164V137H162ZM166 138H167V137H166ZM177 138H178V137H177ZM181 138H182V137H181ZM194 138H195V137H194ZM197 138H196V139H197ZM236 138H237V137H236ZM36 139H37V138H36ZM50 139H51V138H50ZM50 139H49V140H50ZM57 139H58V138H57ZM60 139H61V138H60ZM97 139H99V138H97ZM120 139H122V138H120ZM127 139H128V138H127ZM131 139H130V140H131ZM169 139H170V138H169ZM171 139H172V138H171ZM179 139H180V138H179ZM191 139H192V138H190L189 136H185V137H184V145H183V144L181 145V142H182V141H180L179 145H181L182 148H183L182 151H180V149L178 150V151H180V152H178V151L175 150V145H176V140H177L176 138H173V139H172V142H170V143L168 144V145H169V146H168V156H169L168 160H169V162H170V165L168 164V163H169L168 161H166V162L164 163V164H168L169 166L166 167V168L164 167V168L162 169V172L160 171V173H161L162 176H163L162 173H170L171 175H176V174L184 173L185 175H187V174H188V175H189V174L192 175L191 178H192V180H193V177H195L196 174H200L202 171H204V168H205L206 166H204L203 164L206 162V160H204V161L201 160V162H202L201 165H200V164L197 165L196 162H193V163H196L195 165H197V166L194 165V167H193L192 164L190 163L191 159L194 157V148H193V146H192V143H194V145L196 144V143H195L193 140H191ZM219 139H220V136H219ZM219 139H218V140H219ZM234 139H235V138H234ZM250 139H251V138H250ZM250 139H249V142H250ZM262 139H263V137H262ZM9 140H10V139H9ZM38 140H39V139H38ZM41 140H42V139H41ZM62 140H63V139H62ZM70 140H71V139H70ZM124 140H125V139H124ZM124 140H123V144L126 142V141H124ZM128 140H129V139H128ZM128 140H127V142H128ZM132 140H131V141H132ZM134 140H135V139H134ZM134 140H133V141H134ZM165 140H166V139H165ZM243 140H244V139H243ZM254 140H255V139H254ZM259 140L257 141L258 143H259ZM0 141H1V140H0ZM52 141H53L54 144H55V140L52 139ZM65 141H66V140H65ZM67 141L69 142V140H67ZM104 141H105V140H104ZM114 141H115V140H114ZM120 141H121V140H120ZM137 141H139V140H137ZM149 141H151V139H150ZM161 141H162V140H161ZM192 141H193V142H192ZM263 141H264V140H263ZM35 142H36V141H35ZM78 142H79V141H78ZM78 142H77V143H78ZM99 142H100V139H99ZM99 142H98V143H99ZM127 142H126V145L124 146L125 148H126V146H128V145H127ZM134 142H135V141H134ZM164 142H166V141H164ZM233 142H234V141H233ZM236 142H237V139H236ZM236 142H235V143H236ZM239 142H240V141H239ZM243 142H244V141H242V142H240V143H243ZM48 143H49V142H48ZM66 143H67V142H66ZM80 143H81V142H80ZM120 143H122V142H120ZM129 143H130V142H129ZM132 143H133V142H132ZM137 143H138V142H136L135 144L137 145ZM144 143H143V144H144ZM152 143H153V142H152ZM200 143H201V142H200ZM240 143H237L236 145L239 146ZM244 143H245V142H244ZM253 143H254V142H253ZM0 144H1V143H0ZM39 144H40V141H39ZM50 144H52V142H51ZM57 144H58V143H57ZM78 144H79V143H78ZM84 144H85V143H84ZM84 144H83V145H84ZM123 144H122V145H119V146L121 147V146H123ZM135 144H134V145H135ZM143 144H142V145H143ZM148 144L150 145L151 142H149ZM161 144H162V142H161ZM177 144H178V142H177ZM216 144H217V143H216ZM218 144H219V143H218ZM218 144H217V145H218ZM224 144H225V142H224ZM41 145H42V144H41ZM55 145H56V144H55ZM98 145H99V144H96V146H98ZM106 145H107V143H106ZM136 145H135V146H136ZM164 145L167 146V144H165V143H164ZM179 145H178V146H179ZM227 145H228V144H227ZM236 145H235V147H236ZM244 145H245V144H244ZM251 145H252V143L250 144V146H251ZM255 145H257V144L255 143ZM262 145H263V142L261 143V147H262ZM51 146H52V145H51ZM56 146H57V145H56ZM58 146H59V145H58ZM64 146H65V148H66V144H65ZM71 146H72V145H71ZM79 146H80V145H79ZM102 146H103V145H102ZM140 146H141V145H138V146H137L138 149H139ZM143 146H144V145H143ZM147 146H148V145H147ZM147 146H145V148H149V147H150V146H148V147H147ZM181 146H180V147H181ZM211 146H212V145H211ZM213 146H214V145H213ZM213 146H212V147H213ZM233 146H234V145H233ZM248 146H249V145H248ZM80 147H81V146H80ZM124 147H123V148H124ZM137 147H136V148H137ZM141 147H142V146H141ZM162 147H163V144H162ZM164 147H165V146H164ZM205 147H206V146H205ZM205 147H204V148H205ZM209 147H210V146H209ZM212 147H211V150H212ZM218 147L220 148V145H219ZM221 147H222V146H221ZM240 147H241V145H240ZM242 147H243V145H242ZM253 147H254V146H253ZM50 148H51V147H50ZM56 148H57V147H56ZM83 148H84V147H83ZM96 148H97V147H96ZM100 148H101V147H100ZM145 148H144V149H145ZM176 148L178 149L177 146H176ZM207 148H208V147H206V149H207ZM247 148H248V147H247ZM250 148H251V147H250ZM61 149H62V148H61ZM75 149H76V148H75ZM81 149H82V148H81ZM97 149H98V148H97ZM102 149H103V148H102ZM118 149H119V148H118ZM133 149H134V147L132 148V152H133ZM165 149H166V147H165ZM165 149H164V151H165ZM213 149H215V147H214ZM227 149H228V147H227ZM231 149H232V148H231ZM244 149H245V148H244ZM254 149H256V148H254ZM260 149H261V148H260ZM8 150H9V149H8ZM104 150H105V149H104ZM116 150H117V149H116ZM135 150H137V149H135ZM150 150H152L151 147H150ZM155 150H157V149H155ZM166 150H167V149H166ZM197 150H198V149H197ZM200 150H202V149H200ZM215 150H218L217 147H216ZM219 150H220V149H219ZM235 150H236V148H235ZM241 150H243V149H241ZM241 150H240V151H241ZM52 151H53V150H52ZM57 151H58V150H57ZM72 151H73V149H72ZM121 151L124 152L123 149H122V150H118V152H120V153H121ZM142 151H143V149H142ZM142 151H137V152H139V154L141 153L140 155H137L136 153H135V154L137 155V157L139 156L140 159H141V155H142V157H143V158L146 157L145 159L147 160V157H149V155H150L149 153L147 154V152H148L149 150H148V151L145 150V151H146V154H145L144 151H143L144 153L142 154ZM158 151H159V150H158ZM164 151L161 152L160 154L162 155V153H164ZM209 151H210V149H209ZM225 151H226V150H225ZM246 151H247V149H246ZM263 151H264V150H262L261 153H263ZM19 152H20V151H19ZM53 152H54V151H53ZM69 152H70V151H69ZM75 152H77V151H75ZM89 152H90V151H89ZM102 152H103V151H102ZM113 152H114V151H113ZM116 152H117V151H116ZM149 152H150V151H149ZM151 152H153V151H151ZM200 152H201V151H200ZM205 152H207V151H205ZM211 152H212V151H210V153H211ZM234 152H235V151H234ZM242 152H243V151H242ZM5 153H6V151H5ZM54 153L56 154V151H55ZM57 153H58V152H57ZM195 153H196V151H195ZM207 153H208V152H207ZM212 153H213V154H214V153L217 154V152H215V151L212 152ZM251 153H254V152L251 151ZM9 154H10V153H9ZM55 154H54V155H55ZM72 154H74V152H73ZM84 154H85V153H84ZM151 154H152V156L155 155V154H153V153H151ZM164 154H165V153H164ZM166 154H167V152H166ZM202 154H203V153H202ZM208 154H209V153H208ZM213 154H212V155H213ZM231 154H232V153H231ZM231 154L228 153V156L231 155ZM233 154H234V153H233ZM233 154H232V156H231L232 158H228L229 161H230V159H231V160L234 159V158H233ZM238 154H239V152H238ZM240 154H241V153H240ZM249 154H250V152H249ZM50 155H51V153H50ZM61 155H63V153H62ZM85 155H87V154H85ZM85 155H84V156H85ZM89 155H91V154H89ZM102 155H103V154H102ZM115 155H116V154H115ZM131 155H132V154H131ZM258 155H259V154H258ZM258 155H257V156H258ZM13 156H14V155H13ZM20 156H21V155H20ZM52 156H53V155H52ZM55 156H57V155H55ZM59 156H60V153H59ZM152 156H150V157L152 158ZM156 156H157V155H156ZM159 156H160V155H159ZM163 156L166 157V155H163ZM163 156H162V157H163ZM205 156H206V155H204V156H202V157H203V158H206ZM226 156H227V153H226ZM234 156H235V154H234ZM248 156H249V155H248ZM253 156H254V155H253ZM260 156H261V154H260ZM5 157H6V156H5ZM57 157H58V156H57ZM81 157H83V154H82ZM88 157H89V156L87 155L86 158H88ZM94 157H95V156H94ZM134 157H135V155H134ZM137 157H136L135 159H137ZM139 157H138V158H139ZM165 157H164V158H165ZM243 157L245 158V156H243ZM250 157H251V156H250ZM255 157H256V155H255ZM1 158H2V157H1ZM7 158H8V155H7ZM7 158H6V160H5V158H4V159H1V160H2V161H3V160H5V161H9V160H7ZM16 158H17V157H16ZM20 158H21V157H20ZM60 158H61V157H60ZM74 158H75V156H74ZM77 158H78V155H77ZM83 158H84V157H83ZM83 158H82V159H83ZM86 158H85V159H86ZM97 158H98V156H97ZM97 158L95 157V159H97ZM182 158H184V159L186 158V159H187V160L185 159V160H186L185 163H183V160H181L182 162H180V159H182ZM207 158H208V156H207ZM212 158H213V156H212ZM252 158H253V157H252ZM261 158H262V157H261ZM79 159H80V158H79ZM153 159H154V158H153ZM158 159H160V158H158ZM199 159H200V158H199ZM217 159H218V158H217ZM224 159H225V161H226V157H225ZM247 159H249V158H247ZM255 159H256V158H255ZM259 159H260V158H259ZM88 160H90V157H89ZM92 160H93V156H92V159H91L90 161H92ZM133 160H134V159H133ZM162 160H163V158H162ZM162 160L159 161V162L161 163ZM185 160H184V161H185ZM195 160H196V159H195ZM240 160H241V159H240ZM242 160H243V158H242ZM249 160H250V161H254V159H252V160L249 159ZM11 161H12V160L10 159V162H11ZM16 161H17V159H16ZM16 161H15V162H16ZM83 161H84V160H83ZM83 161H82V162H83ZM85 161L87 162V159H86ZM85 161H84V166H85ZM94 161H96V160H94ZM94 161H92V162H94ZM142 161H143V159L140 160V162H142ZM149 161L151 162V160H149ZM196 161H197V160H196ZM199 161H200V160H199ZM217 161H218V160H217ZM229 161H227V163H229ZM233 161H234V160H233ZM246 161H247V160H246ZM250 161H249V163H251ZM258 161H259V160H257V163H258ZM261 161H262V162H261ZM261 161H260L261 163L259 164V166H260V167H261V166L264 167V165H262V164L264 163V162H263L264 159H261ZM10 162H7V163L9 164ZM61 162H62V161H61ZM96 162H98V161H96ZM102 162H103V161H102ZM106 162H107V161H106ZM140 162H139V160H138V162H137V160H136V165L138 166L137 163H139V165H140ZM152 162H153V160H152ZM159 162H157V163H159ZM191 162H192V161H191ZM207 162H208V161H207ZM231 162H232V161H231ZM238 162H239V160H238ZM241 162H242V161H241ZM244 162H245V159H244ZM2 163H3V162H2ZM7 163H6V164H7ZM12 163H13V162H12ZM65 163H66V162H65ZM65 163H64V164H65ZM69 163H71V162H69ZM99 163H100V162H99ZM99 163H97V164H99ZM132 163H133V162H132ZM160 163H159V164H160ZM162 163H163V162H162ZM221 163H222V165H223V162H220L219 165H221ZM239 163H240V162H239ZM242 163H243V162H242ZM247 163H248V162H247ZM249 163L247 164V166L249 165ZM253 163H254V162H253ZM8 164H7L6 166H8ZM13 164H14V163H13ZM13 164H12V165H13ZM18 164H19V163H18ZM21 164H22V163H21ZM27 164H28V163H27ZM89 164H91V162H90ZM95 164H96V163H94V166L92 165L93 169H98V170H101V169H102V168H97V164H96V165H95ZM224 164L226 165V163H224ZM234 164H237L236 166L239 165V164L237 163V161H236V163H234ZM240 164H241V163H240ZM2 165H3V164H2ZM2 165H1V166H2ZM29 165H30V164H29ZM31 165H32V164H31ZM35 165H36V164H35ZM35 165H34V166H35ZM62 165H63V163H62ZM62 165H61V166H62ZM205 165H206V163H205ZM241 165H243V164H241ZM9 166H10V165H9ZM15 166H17V165H15ZM24 166H25V165H24ZM32 166H33V165H32ZM32 166H31V167H27V170L25 169V172H26V171H30V172L35 173V171H31ZM64 166H66V165H63V167H64ZM69 166H70V164L68 165V167H69ZM95 166H96V168H95ZM161 166L163 167V166H165V165H161ZM226 166H227V165H226ZM231 166H233V165H231ZM245 166H246V164H245ZM2 167H3V166H2ZM52 167H54V165H53ZM55 167H56V166H55ZM57 167H58V166H57ZM63 167H62V168H63ZM98 167H100V165H98ZM141 167H142V166H141ZM223 167H224V166H223ZM223 167H222V168H223ZM8 168H9V167H8ZM8 168H7L6 170H7V171H10V170H8ZM17 168H18V169H17ZM17 168H16L17 170H20V169H22L23 167L20 166V169H19V167L17 166ZM28 168H30V170H28ZM50 168H51V167H50ZM62 168H60V169H61V170H59L60 172L62 171ZM69 168H71V167H69ZM103 168H104V167H103ZM243 168H244V165H243ZM245 168H247V167H245ZM253 168H254V167H253ZM4 169H5V168H4ZM14 169H15V168H14ZM56 169H57V168H56ZM67 169H68V168H67ZM72 169H74V168H71V169H68V170H71V171H72ZM89 169H91V168H89ZM93 169H91V171L89 170L91 174H93V173H92V172L94 171ZM159 169H160V168H159ZM227 169H228V168H227ZM17 170H13V171H17ZM35 170H36V169H35ZM57 170H58V169H57ZM63 170H64V172L67 171V170H65L64 168H63ZM75 170H76V169H75ZM92 170H93V171H92ZM98 170H97V171H98ZM106 170H107V169H106ZM106 170H105V172H104V170H103V173H104V174L106 173ZM153 170H154V169H153ZM155 170H156V169H155ZM157 170H158V167H157ZM157 170H156V171H157ZM160 170H161V169H160ZM23 171H24V169H23ZM59 171H58V172H59ZM80 171H81V170H80ZM85 171H86V170H83V172H85ZM89 171H88V174H89ZM107 171H109V170H107ZM111 171H112V170H111ZM111 171L107 172L108 175H109V173H110ZM21 172H22V171H18L17 173H20V174H21ZM64 172H63V173H64ZM69 172H70V171H69ZM2 173H4V172H2ZM10 173L12 174V171H11ZM15 173H16V172H15ZM17 173H16L15 175H18ZM33 173H32V174H33ZM63 173H61V174H62L61 176L64 177L65 175H63ZM77 173H78V172H77ZM79 173H80V172H79ZM96 173H97V172H96ZM99 173L102 174V172H100V171H99ZM154 173H155V172H154ZM160 173L157 172V174H160ZM211 173H212V172H211ZM217 173H218L219 175H222V176H223V175L225 176V174H226V175L228 174V173H225V172H222V171H218ZM240 173H241V172H240V170H239V171H234V172L229 173V174H233L232 176H234V175L238 176V175H240ZM255 173H256V172H255ZM11 174L8 176L9 178H12V177H11ZM28 174H29V173H28ZM30 174H31V173H30ZM65 174H66V173H65ZM72 174H73V172H72ZM74 174H75V173H74ZM82 174H83V173H82ZM86 174H87V173H86ZM88 174H87V176H88ZM91 174H89V175H91ZM104 174L101 175V177L104 176ZM112 174H113V172H112ZM152 174H153V173H152ZM155 174H156V173H155ZM258 174H259V173H258ZM261 174H262V173H261ZM263 174H264V173H263ZM21 175H22V174H21ZM45 175H46V174H45ZM66 175H67V174H66ZM70 175H71V174H70ZM70 175H67L66 177H68V176L71 177ZM115 175H116V174H115ZM185 175H184V176H185ZM246 175H247V174H246ZM246 175H244V177H245V179H248V178H246V177H248V176H246ZM5 176H6V175H5ZM12 176H14V173H13ZM19 176H20V175H19ZM24 176H25V175H24ZM26 176H27V173H26ZM26 176H25V177H26ZM28 176H29V175H28ZM33 176H34V175H33ZM78 176H79V175H78ZM81 176H82V175H81ZM84 176H85V174H84ZM87 176H86V177H87ZM92 176H93V175H92ZM95 176H96V175H95ZM117 176H118V175H117ZM158 176H159V175H158ZM158 176H157V177H158ZM217 176H218V175H217ZM241 176H242V175H241ZM250 176H252V175H250ZM259 176H260V175H259ZM261 176H262V175H261ZM263 176H264V175H263ZM1 177H2V176H1ZM74 177H75V175H74ZM99 177H100V175H98V178H99ZM105 177H106V176H105ZM114 177H115V176H114ZM151 177H152V179H153V176H151ZM155 177H156V176H155ZM166 177H168V179H169V175L166 176ZM166 177H165V178H166ZM244 177H243V178H244ZM252 177H254V176H252ZM255 177H258V176L256 175ZM17 178H18V176H17ZM17 178H16V176H14L12 179H17ZM28 178H29V177H28ZM34 178H35V176H34ZM34 178H33L32 180H30V181H33ZM64 178H65V177H64ZM72 178H73V177H72ZM72 178H71V180H72ZM79 178H80V177H79ZM88 178H92V177L90 176V177H88ZM115 178L117 179V177H115ZM160 178H161V176H160ZM185 178H186V177H184V179H185ZM187 178H188V177H187ZM189 178H190V177H189ZM263 178H264V177H263ZM19 179H21V178H19ZM22 179H23V177H22ZM24 179H25V178H24ZM30 179H31V178H30ZM51 179H52V178H51ZM69 179H70V178H69ZM93 179H94V178H93ZM96 179H97V177H96ZM106 179H107V178H106ZM113 179H114V178H113ZM118 179H119V177H118ZM157 179H159V177H158ZM184 179H183V180H184ZM239 179H240V178H238V181H233V180H230V179H224V180H221V181H219V182H200V183H201L200 186H197L195 189H198V187H201L202 189H205V190L208 189V190H209V187H211V188H217V189H220V188H226V191H227V188H230V189L233 188V190H234V187H235V186H236V187L241 186V184L244 182V181H239ZM261 179H262V178H261ZM3 180H5V179H3ZM17 180H18V179H17ZM54 180H55V179H54ZM58 180H59V179H58ZM75 180H76V179H75ZM81 180H82V179H81ZM86 180H88V179L86 178ZM89 180H91V179H89ZM89 180H88V181H89ZM100 180H101V183H100V184H102V181H103V180H104V183L107 182L104 178H103V180L100 178ZM109 180H110V179H109ZM164 180H166V179H164ZM188 180H189V179H188ZM188 180H186V182L184 183V186H185V184L187 183ZM215 180H216V178H215ZM250 180H251V179H250ZM252 180H253V178H252ZM252 180L249 181V182H248V180H246V181H247L248 183H250V182H252ZM12 181H13V180H12ZM15 181H16V180H15ZM24 181H25V180H24ZM73 181H74V179H73ZM73 181H72V182H73ZM77 181H78V179H77ZM79 181H80V180H79ZM84 181H85V180H82L81 182L84 183ZM88 181H85V183L88 182ZM93 181H94V180H93ZM93 181L91 180L89 183H92V186L94 187V185H93V184H94ZM124 181H126V177H125V180H124ZM128 181H129V180H128ZM154 181H155V180H154ZM159 181H161V179H159ZM162 181H163V180H162ZM6 182H7V181H6ZM8 182H9V181H8ZM8 182H7V183H8ZM16 182H17V181H16ZM19 182H20V181H19ZM26 182H27V180H26ZM26 182H25V184H26ZM28 182H29V181H28ZM28 182H27V183H28ZM33 182H34V181H33ZM51 182L53 183V180H52ZM95 182H99V181L96 180ZM108 182H109V181H108ZM116 182H117V181H115V183H116ZM118 182H119V183H116L114 186H116L117 184L119 185L121 181L118 180ZM247 182H246L245 184H247ZM10 183H12L11 180H10ZM10 183H9V184H10ZM35 183H36V182H34V184H35ZM47 183H48V182H46V185H44V186H48ZM49 183H50V182H49ZM55 183H56V182H55ZM57 183H58V182H57ZM104 183H103L104 186H108V185H105ZM125 183H126V182H124V184H125ZM128 183H129V182H128ZM134 183H135V182H134ZM181 183H182V182H181ZM1 184H2V183H1ZM15 184H16V183H15ZM37 184H38V183H36V186L38 187ZM60 184H61V182H60ZM95 184H96V183H95ZM107 184H108V183H107ZM112 184H113V183H112ZM156 184H157V183H156ZM159 184H160V183H159ZM190 184H191V183H190ZM197 184H198V183H197ZM250 184H252V183H250ZM256 184H257V183H256ZM27 185H29V183H28ZM32 185H33V184L31 183V184H30V187H29V186L26 187V190L28 191L27 188H32V187H31ZM53 185H54V184H53ZM53 185H52V186H53ZM85 185H86V184H85ZM96 185H97V184H96ZM118 185L115 187L116 190L113 189V190L116 191V193H115V194L112 193V194L116 195V196L113 195L115 200H116L118 197L121 198L120 194H119V195L117 194V190H118L117 188H118ZM125 185H126V184H125ZM134 185H135V184H134ZM160 185H161V184H160ZM179 185H180V184H178V185L176 184V187L179 186ZM22 186H23V185H22ZM34 186H35V185H34ZM52 186H51V187H52ZM56 186H57V185H56ZM75 186L77 187L78 184H76ZM87 186H88V184H87ZM87 186H86V187H87ZM89 186L91 187V184H89ZM89 186H88V188H90ZM97 186H98V185H97ZM101 186H102V185H101ZM112 186H113V185H112ZM126 186H130V188L132 187L131 184L126 185ZM136 186H137V184H136ZM171 186H172V185H171ZM186 186H189V185L186 184ZM186 186H185V187H186ZM252 186H253V184H252ZM257 186H259L260 190H261V189L264 190V179H263V181H261ZM24 187H25V186H24ZM39 187H40V185H39ZM39 187H38V188H39ZM49 187H50V186H49ZM57 187H58V186H57ZM59 187H60V185H59ZM78 187H80V186H78ZM81 187H82V186H81ZM108 187L110 188L111 185H109ZM182 187H183V186H182ZM185 187H184V188H185ZM189 187H191V186H189ZM207 187H208V188H207ZM250 187H251V186H250ZM253 187H254V186H253ZM10 188H11V187H9V191H10ZM14 188H15V187H14ZM54 188H55V186H54ZM62 188H63V187H62ZM95 188H96V187H95ZM95 188H94V190H93V189H92V190L95 191ZM99 188H101V187H99ZM125 188H127V187L124 186V188H122V190L125 189ZM136 188H137V187H136ZM143 188H144V187H143ZM171 188H172V189H171ZM171 188H170V189H171V191H172V190L174 189V187H171ZM177 188H178V189H176V194H175L174 196H172V198L169 199V203H171V205L175 207V211H176V213H177L178 215H182V216L188 218V221L191 220V221H193V222H194V221L196 222L197 220H199V218L201 217L202 214H204L203 212L205 211V210H204V211L202 210V209H203V205L205 206V208H206V206H207V209L209 208L208 205H215V204H217V206H220V205H218V204H228V205H231V207H232V204H234V202L238 201V200H236L237 197L234 198L233 194H232L233 197H231V196H230V197L227 196V195H228L227 193H226L227 195H225V191H224L225 189H224V190L220 189L222 192H224V195H225V196L222 195L223 197H215V196H214V193H215L216 191H218V190H216L214 193L211 191V193H212L213 195H210V194L207 193V192H206V194H204V193L202 192V193H203L202 195H200V194L198 195V194H197V197H196V192L193 190L194 187H193V189H192V187H191V188H189V190L186 189V192H187V191L189 192V191H191V190L194 191V192H195V195H194L195 197H192V198H186V197H182V196L180 195L181 190H182V192H183V188H179V187H177ZM186 188H187V187H186ZM201 188H199L198 190H200ZM239 188H241V187H239ZM243 188H244V187H243ZM255 188H256V187H255ZM12 189H13V188H12ZM49 189H50V188H49ZM51 189H52V188H51ZM77 189H78V188H77ZM84 189H85V187H84ZM84 189H83V190H84ZM96 189H97V188H96ZM105 189H107V187L104 188V191H105ZM111 189H112V188H111ZM131 189H132V188H131ZM131 189H129V190H130V191H133V189H132V190H131ZM167 189H169V188H167ZM190 189H191V190H190ZM202 189H201V190H202ZM230 189H228V190H229V194L231 195L230 192H232V190L230 191ZM245 189H246V188H245ZM245 189H244V190H245ZM251 189H252V188H251ZM29 190L32 191L33 188H32V189H29ZM41 190H42V189H41ZM41 190H40V191H41ZM45 190H46V189H44V192H45ZM67 190H69V189H67ZM67 190H61V189L58 190V189H56V191H52V192H50V191L47 192V191H46V192L48 193V194L46 193L47 195L45 194L46 196H48V195L51 194V197H49V199L52 198V199H54V200H56V201H57V199H58V200H59V199L61 200V202H62L61 204H59L58 201H57V203H58L60 206H58V205L56 204V202H55V203H54V202L51 203L52 201H54V200H52V199H51L52 201H51V200H48V201L45 200V201H44V200H43V199H44L43 196H45L44 194H43V195L41 194V195H42L41 197H42L43 199H39V201H37V198H38L39 195L37 196L36 201H37V203H38V202H39V203H38V204L36 203V204H37L39 207H41V209H44L45 211H49V212H52V211L54 212V211H56L57 206H58L59 208L61 207V210H62V211L60 212L61 214H60V213H57V212H56V214H58V215L60 214V215H63L64 217H68V218H70L71 221H72L71 224L69 225L70 228L77 229V228L80 227V229H82L83 225L85 226V224H86V226H87V224L90 223L91 221H92L91 223L94 224V223H96V220H98V221L100 220V221H102V222H100V221L98 222V221H97V223H99V226H98V224H96V226H97V230H99V229L101 230V228L98 229V227H100L102 224H106V222H108V221H109V224H110V225H111V224L114 225V223H115V225H116V223H117V230H118V223L120 224V219L123 218V213H122V212H120V211L118 210L119 213H121V215H122V217H120L121 215L119 216V213H117L116 211L114 212V213H116V214L112 213L113 211L110 213V211H109L108 208H106V207L104 208V207H103V209H104V210L106 209L107 212H109V214L107 213L106 216H105V215L103 216V214L105 213L106 210H105V211L102 210L104 213H102V216H101V211H100V213H99V211H97V209H95L96 206L93 208V205H92V208L95 209V210L92 211V210L89 209V208H88L89 210H87V209H85L86 207L83 208V209H84V210H83L82 208L79 207V206H80L79 204H81V203H80V199H82L81 196H80L81 194L79 195L80 198L78 197V198H79V199H78L77 197H75L76 194H75V196H73L74 193H70V191H67ZM71 190H72V188H71ZM79 190H80V189H79ZM81 190H82V188H81ZM97 190H98V189H97ZM122 190L120 191L121 194L123 193ZM129 190H128V192H129ZM142 190H143V189H142ZM174 190H175V189H174ZM184 190H185V189H184ZM214 190H215V189H214ZM220 190H219V191H220ZM240 190H241V189H240ZM7 191H8V190H7ZM36 191H39V189L36 190ZM42 191H43V190H42ZM42 191H41V192H42ZM84 191L87 192V190H84ZM84 191H83V192H84ZM106 191H107V190H106ZM109 191L111 192V190H108L107 194L111 196V193H110ZM115 191H114V192H115ZM137 191H138V189H137ZM192 191L190 192L191 194H192ZM219 191H218V192H219ZM242 191H243V190H242ZM258 191H259V190H258ZM5 192H6V191H5ZM16 192H17V190H16ZM44 192H43V193H44ZM71 192H72V191H71ZM75 192H81V191H78V190L76 191V189H75ZM91 192H92V191H91ZM99 192H100V191H99ZM169 192H170V191H169ZM169 192H167V193L169 194ZM194 192H193V193H194ZM238 192H239V191H238ZM244 192H245V191H244ZM254 192H255V191H254ZM262 192H263V191H262ZM8 193H9V192H8ZM8 193H7V194H8ZM37 193H38V192H37ZM49 193H50V194H49ZM95 193H97V192H95ZM95 193H94V195H96ZM101 193H103V195L106 194V192H103V190H102V192H100V194H101ZM104 193H105V194H104ZM130 193H131V192H130ZM139 193H140V192H138V194H139ZM144 193H145V192H144ZM173 193H175V192L173 191ZM173 193H172V194H173ZM220 193H221V192H219L218 194H215V195L220 196V195H219ZM233 193H234V192H233ZM255 193H256V192H255ZM257 193H258V192H257ZM260 193H261V192H260ZM15 194H16V193H15ZM24 194L27 195L26 193H24ZM28 194H30V192H29ZM34 194H35V192H34ZM78 194H79V193H78ZM82 194H83V193H82ZM85 194H86V193H85ZM88 194H89V193H88ZM145 194H146V193H145ZM145 194H144V195H145ZM236 194H237V192H236ZM9 195H11V194H9ZM9 195H8V196H9ZM17 195H18V194H17ZM17 195L14 196V194H13V195H11V197L13 196V198H14V197H16ZM31 195H32V194H30V196H31ZM36 195H37V194H36ZM97 195H99V194H97ZM108 195H107V196H108ZM117 195H118V196H117ZM260 195H262V194H260ZM0 196H1V195H0ZM22 196H23V195H22ZM82 196H84V195H82ZM87 196H90V195H87ZM110 196H109L108 198H110ZM125 196L127 197V195H125ZM160 196H162V195L160 194ZM160 196H159V197H160ZM163 196L165 197V194H164ZM166 196H167V195H166ZM235 196H236V195H235ZM5 197H7V196H5ZM92 197H93V196H92ZM98 197L101 198V197H103V196H102V194H101V197H100V195L97 196V198H98ZM105 197H106V195H105ZM111 197H112V196H111ZM241 197H243V196H241ZM247 197H248V196H247ZM0 198H1V197H0ZM18 198H19V197H18ZM20 198H21V197H20ZM29 198H30V197H29ZM29 198H28V199H29ZM45 198H46V197H45ZM83 198H84V197H83ZM85 198H86V197H85ZM90 198H91V197H90ZM95 198H96V197H95ZM99 198H98V199H99ZM108 198H107V199L105 198L106 201L108 200ZM144 198H146V197L144 196ZM148 198H149V197H148ZM167 198H168V197H167ZM238 198H239V197H238ZM245 198H246V197H245ZM253 198L255 199V195H254ZM16 199H17V198H15V200H16ZM28 199H27V200H28ZM47 199H48V197H47ZM110 199H111V198H110ZM110 199H109L108 201H112V203L115 202V201L113 202L114 199H113V200H110ZM135 199H136V198H135ZM142 199H143V196H142ZM142 199H141V200H142ZM163 199L166 200V197L163 198ZM250 199H251V198H250ZM250 199H249V200H250ZM254 199H253V200H254ZM260 199H261V198H260ZM11 200H13V199H11ZM19 200L21 201V199H19ZM23 200H24V199H23ZM27 200H25L26 203H28ZM33 200H34V199H33ZM60 200H59V201H60ZM85 200H86V199H85ZM99 200H100V199H99ZM103 200H104V198H103ZM124 200L126 201V199H124ZM130 200H131V199H130ZM130 200H129V201H130ZM137 200H138V198H137ZM141 200H140L139 203H137L138 205H139L141 202L144 201V200H142V201H141ZM246 200H247V199H246ZM246 200H245V201H246ZM253 200H252V199L250 200V201H252L251 203H253ZM13 201H14V200H13ZM20 201H19V202H20ZM49 201H50V202H49ZM86 201H87V200H86ZM106 201H105V202L102 201V203H104V205H105V204H106ZM108 201H107V202H108ZM118 201H119V200H118ZM135 201H136V200H135ZM135 201H134V202H135ZM163 201H164V200H163ZM163 201H162V202H163ZM167 201H168V200H167ZM241 201H242V200H241ZM243 201H244V200H243ZM263 201H264V200H263ZM15 202H16V203H15ZM19 202H18V203H19ZM23 202H24V201H23ZM47 202H49V203H51V204H48ZM82 202H83V200H82ZM116 202H117V201H116ZM120 202H121V201H120ZM136 202H137V201H136ZM145 202H146V204H148L146 199H145ZM159 202H160V201H159ZM256 202H257V200H256ZM258 202L260 203L261 200H258ZM1 203H3V202L1 201ZM10 203H11V204H7V206H5V207H4V204H2V205H3L2 207L0 206V212L3 214V215H2L3 218H2V216H1V218H2L1 221H3L4 223H12V222H13L12 224H15V225H16V222H18V223L21 224L22 229H21L20 232H18L19 234L17 233V235H16V234H13V236L10 235V241H9V243L7 242V245L5 244L4 246H3V243H2V244H1V246H2V247H1V250H4L5 247L8 248V246H11L13 243H14V245H16V244H15V243H16V240H17V243H18V241H20V240H18V239H20V238H21V241H20V243H21L22 240H23L22 238L29 237L30 235L32 236V235L35 233V232H33V234H32V233H31L32 231H31V232H30L31 234L28 236V232H27V230L31 227V224L34 225V227H35V225H36V224H35V221H34L35 219H32V218H33L32 214H33V215H36L37 210H35L36 212H35L34 210H30L29 208L26 210V209H25L26 207L24 208L25 210H23L22 208H23L24 206L21 208V207H20L21 205L19 206V204H17V201H14L13 203L10 201ZM20 203H22V202H20ZM84 203H85V202H84ZM87 203H88V202H87ZM93 203H95V202H93ZM128 203H129V202H128ZM128 203H127V205H129ZM167 203H168V202L165 201V204H167ZM249 203H250V202H249ZM251 203H250V204H251ZM22 204H23V203H22ZM24 204H25V203H24ZM33 204H34V203H33ZM39 204H40V205H39ZM89 204H90V202H89ZM89 204H86L87 207H88ZM96 204H97V203H96ZM108 204H109V202H108ZM114 204H115V203H114ZM134 204H136V203H134ZM134 204H133V201H132V205H134ZM137 204H136V207H137V210H139V209H141L142 207H141V208H138V207H140L142 204H145V203H141V205H139V206H138ZM146 204H145V205H146ZM238 204H239V201H238ZM250 204H249V205H250ZM5 205H6V202H5ZM26 205H27V204H26ZM30 205H31V204H30ZM115 205H116V204H115ZM125 205H126V203H125ZM162 205H163V204H162ZM171 205H170V206H171ZM251 205H254V204H251ZM263 205H264V204H263ZM146 206H147V205H146ZM146 206H144V207H145V209L147 210L148 208H146ZM150 206H151V205H149V207H150ZM217 206H216V208H217ZM233 206H236V205H233ZM243 206H244V205H243ZM82 207H83V206H82ZM107 207H108V206H107ZM120 207H121V206H120ZM120 207H119V208H120ZM127 207H128V206H127ZM131 207H132V209H133V207H135V205H134V206H131ZM136 207H135V208H136ZM210 207H211V206H210ZM213 207H214V206H213ZM229 207H230V206H229ZM229 207H228V208H229ZM244 207H245V206H244ZM261 207H264V206H261ZM30 208H31V207H30ZM32 208H33V207H32ZM96 208H97V207H96ZM119 208H118V209H119ZM135 208H134V209H135ZM166 208H167V207H166ZM211 208H212V207H211ZM218 208H219V207H218ZM226 208H227V207H226ZM239 208H240V207H239ZM257 208H258V207H257ZM34 209H35V208H34ZM124 209H125V208H124ZM134 209H133V210H134ZM212 209H213V208H212ZM212 209H211V210H212ZM231 209H232V208H231ZM233 209L236 210V208H233ZM246 209H248V208H246ZM254 209H255V208H254ZM263 209H264V208H263ZM59 210H60V209H59ZM99 210H100V209H99ZM114 210H115V208H114ZM120 210H121V209H120ZM128 210H129V209H128ZM137 210L131 211V209H130L129 212H135V211H137ZM149 210H150V209H149ZM156 210H158V209H156ZM209 210H210V209H209ZM244 210H245V209H244ZM38 211H39V210H38ZM42 211H43V210H42ZM45 211H43L44 214H46ZM121 211H123V208H122ZM226 211H227V210H226ZM228 211H230V210L228 209ZM232 211H233V210H232ZM245 211H246V210H245ZM259 211H261V210L259 209ZM259 211H258V214L260 213ZM139 212L143 213V216H144L146 213H148V211L145 213L144 208H143V211H142V209H141V211H139ZM139 212L137 211L136 213H134L135 216H136L137 213H138V215L136 216V219H134L135 216H134V218H133V213H131V214H130V213L127 214L128 211H126V212H124V214L129 215L130 217H131V215H132V219H134L133 222H132V225L135 224V223H136V224L138 223L139 225H142L143 227H145V228H143V229L145 230V229H147V226H148L146 221H148V220L151 219V218H148V220H147V218H145V217L148 216V214H146V216H144V219H143V218H142L143 216L140 217ZM210 212H211V211H210ZM236 212H237V211H236ZM255 212H256V211H255ZM262 212H263V211H262ZM1 213H0V214H1ZM141 213H140V214H141ZM171 213H172V212H171ZM238 213H239V212H238ZM249 213H250V212H249ZM253 213H254V212L252 211V214H253ZM263 213H264V212H263ZM110 214H113L114 216H113V215L110 216ZM177 214H175V215H177ZM229 214H230V212H229ZM229 214L226 212V216L229 215ZM242 214H244V212L241 213V214L239 213V214H237V215H239V216L241 215V216H243V218H245V216H247V214H246L245 216L242 215ZM261 214H262V213H261ZM49 215H50V214H49ZM49 215H47V216H49ZM58 215H57V216H58ZM107 215H109L108 219H109L110 217H112V219H113V217H114V220H112L111 218H110L111 220H107ZM126 215L124 216L125 218L128 217V218H126V219H131V218H129V216H126ZM31 216H32V218H31ZM52 216H54V215H52ZM55 216H56V215H55ZM55 216H54V217H55ZM182 216H181V217H182ZM203 216H207V215H202L201 218H203ZM223 216H224V215H223ZM226 216H225V218H227V219H228V217H230V216H228V217H226ZM232 216H233V215H232ZM241 216H240V217H241ZM249 216H250V215H249ZM253 216H255V215H252V217H253ZM261 216H262V218H263V215H261ZM261 216H259V217H261ZM37 217H38V216H37ZM60 217H61V216H60ZM100 217H102V218L104 217L105 219H102V218H100ZM118 217H120V218H119V221L117 220L118 222H116V219H117ZM207 217H208V216H207ZM214 217H215V216H214ZM216 217L218 218V216H216ZM237 217H238V216H237ZM237 217H233V218H237ZM240 217H239V218H240ZM256 217H257V214H256ZM38 218H39V217H38ZM41 218H42V217H41ZM44 218H45V217H44ZM51 218H53V217H51ZM140 218H141L142 220H141ZM204 218H205V217H204ZM233 218H232V219H233ZM239 218H238V220H239ZM257 218H258V217H257ZM262 218H260V219H262ZM36 219H37V218H36ZM65 219H66V218H65ZM126 219H125V221H126V223H127L128 220H126ZM132 219H131V220H132ZM174 219H175V218H174ZM205 219H208V218H205ZM205 219H204V221H205ZM223 219H224V218H223ZM229 219H230V218H229ZM85 220H86V223H85ZM89 220H91V221L89 222ZM103 220H105L106 222H105V221L103 222ZM131 220H130V222H131ZM135 220H136V221L139 220V221L136 222ZM145 220H146V221H145ZM225 220H226V219H225ZM234 220H235V219H233V221H234ZM238 220H236V221H238ZM242 220H243V219H242ZM263 220H264V219H263ZM263 220H262V221H263ZM38 221H39V219H38ZM87 221H88V222H87ZM93 221H94V222H93ZM112 221H113L114 223H112ZM121 221H123V220H121ZM134 221H135V222H134ZM151 221H152V219H151ZM151 221L148 222V224H150ZM186 221H187V220H186ZM191 221H190V222H191ZM204 221H203V222H204ZM231 221H232V220H231ZM256 221H257V219H256ZM262 221H261V222H262ZM3 222H2V223H3ZM14 222H15V223H14ZM110 222H111V223H110ZM130 222H129V224H130ZM140 222H141V223H140ZM197 222H200V223H201L202 221L199 220V221H197ZM234 222H235V221H234ZM234 222H233V224H234ZM240 222H241V221H240ZM258 222H259V221H258ZM0 223H1V222H0ZM46 223H47V222H46ZM124 223H125V222H124ZM124 223H123V224H124ZM126 223H125V226L128 225V224H126ZM142 223H146V225L144 224V225H145V226H144ZM152 223H153V224L149 225L148 228H151L150 226H152V227L155 226L156 222H154V220H153ZM204 223H205V222H204ZM204 223H202V225H200V224H199V225L203 227V225L206 224V223H205V224H204ZM225 223H226V222H225ZM225 223H223V224L225 225ZM228 223H230V221H229ZM235 223H236V222H235ZM238 223H239V221H238ZM238 223H237V224H238ZM259 223H260V222H259ZM259 223H258V224H259ZM12 224H11V225H12ZM37 224H38V223H37ZM52 224H53V223H52ZM54 224H56V223H54ZM107 224H108V223H107ZM136 224H135V225H136ZM138 224H137V225H138ZM180 224H181V223H180ZM180 224H179V225H180ZM182 224H183V223H182ZM184 224H185V222H184ZM195 224H196V223H195ZM195 224H194V225H195ZM237 224H236V226H235L236 228L238 227ZM262 224H263V223H260V226H261ZM38 225H39V224H38ZM43 225H44V224H43ZM60 225H61V224H60ZM81 225H82V227H81ZM91 225H92V224H91ZM94 225H95V224H94ZM113 225H111V226L114 227L115 225H114V226H113ZM130 225H131V224H130ZM130 225H128V227H126V228H128V229H129V227L131 228L132 225H131V226H130ZM139 225H138V226H139ZM153 225H154V226H153ZM219 225H220V224H219ZM221 225H222V224H221ZM2 226H4V224H2ZM6 226H9V224H7ZM45 226H46V225H45ZM69 226L67 225L68 228H69ZM86 226H85L84 228H87ZM88 226H89V225H88ZM92 226H93V225H92ZM92 226H91V228H92ZM96 226H95V227L93 226V227L96 228ZM104 226H105V228H106V225H104ZM104 226H101V227H103V229H104ZM120 226H121V225H120ZM133 226H134V225H133ZM142 226H141V228L139 227V228H140L139 230L137 229V226H136V227L134 226V227L136 228V230H137L136 236H137V234L139 235L140 230H141V231H144V230H142ZM157 226H158V225L156 224V228L154 227L155 229H157L156 232L159 230V229L157 228ZM182 226H183V225H182ZM189 226H190V225H189ZM228 226H229V225H228ZM260 226L258 225V226H257V229L260 230V228H261V230H262V227L264 226V224H263L262 227H260ZM15 227H16V226H15ZM37 227L39 228V226H37ZM40 227H41V226H40ZM67 227H66V226L64 227V225H63V226H57V225H56V226H54V225H50V226H49V225H47V226L45 227V229L43 228V230H45V231L48 232V233L46 232L47 234L51 235V240H49V241H46V240H44V241H40L41 239H40V240H37V239H36L37 236H36L35 240L37 241V243H36V242H35V243H36V245H37V247H38L37 250H38V251H41V252H44V253H48V255H49V253H51V254H62V255H64V254H66V253H71L72 251H78L77 253H79V251H82V252H83L84 249L81 248V246H82V247H83V245L86 246L87 243L89 244V245H88L89 248L92 246V244H93V248H94V243H92V241H94V240L91 241V239H88V240H90V242L92 243L91 246H90V243L87 242V243H85V244L80 243L81 246H80V245H77V243H76L77 248H78V246H79V249H73L74 247H73V248L68 247V245H67V243H66V240H69V239H67V236H70L71 234L69 233V234L67 235V231L69 230V229H68V230L66 229ZM123 227H124V226H123ZM134 227H132V229H134ZM195 227H196V226H195ZM195 227H194V228H195ZM197 227H198V226H197ZM197 227H196V229H197ZM258 227H259V228H258ZM19 228H20V227H19ZM26 228H27V230H26ZM84 228H83V229H84ZM91 228H90V229H91ZM119 228H120V227H119ZM124 228H125V227H124ZM154 228H152V231H154V230H153ZM186 228H187V227H186ZM200 228H201V227H200ZM200 228H199V229H200ZM225 228H226V227H225ZM232 228H233V226H232ZM263 228H264V227H263ZM8 229H9V228H8ZM30 229H31V228H30ZM80 229H79V230H80ZM83 229H82L81 231L84 232L85 230L87 231L88 228H87V229H84V230H83ZM114 229H115V228H114ZM220 229H221V228H220ZM91 230H94V229H91ZM91 230H90V232H91ZM97 230H96V232H97ZM108 230H109V229H108ZM111 230H112V229H111ZM123 230H124V229L120 228L119 232H121V231H123ZM186 230H187V229H186ZM193 230H194V229H193ZM197 230H198V229H197ZM225 230L227 231V229H225ZM234 230H236V229H234ZM261 230H260V231H261ZM41 231H42V230H41ZM41 231H40V229H39V233H43V232H41ZM69 231L72 232L71 230H69ZM105 231H107V230H105ZM105 231H104V232H105ZM109 231H110V230H109ZM109 231H108V232H109ZM115 231H116V230H115ZM131 231H132V230H131ZM131 231H130V232H131ZM133 231H134V233H135V229H134ZM133 231H132V232H133ZM138 231H139V233H138ZM145 231H146V230H145ZM148 231H150L149 233H152L150 229H148ZM183 231H184V229H183ZM198 231H200V230H198ZM198 231H196V232H198ZM256 231H257V230H256ZM260 231H259V232H260ZM78 232H79V231H78ZM104 232H101V234L104 233ZM117 232H118V231H117ZM119 232H118V233H119ZM124 232H126V231H124ZM124 232H121V234L124 233ZM127 232H128V230H127ZM146 232H147V231H146ZM200 232H201V231H200ZM220 232H222V231H220ZM220 232H219V233H220ZM223 232H224V231H223ZM231 232H232V230H231L230 232H227V233H228L227 235L232 234ZM254 232H255V231H254ZM259 232H258V234H259ZM263 232H264V231H261V233H263ZM11 233H13V232H11ZM44 233H45V232H44ZM79 233H80V232H79ZM94 233H95V232H94ZM193 233H194V232H193ZM224 233H225V232H224ZM236 233H237V232H236ZM241 233H243V232H241ZM82 234H83V233H82ZM84 234L86 235L87 232L84 233ZM84 234H83V235H84ZM92 234H93V232H92ZM101 234H100V235H101ZM104 234H106V233H104ZM125 234H126V233H125ZM127 234H128V233H127ZM141 234L143 235V233H141ZM146 234H147V233H146ZM190 234H191V233H190ZM190 234H189V235H190ZM194 234H195V233H194ZM198 234H199V232H198L197 234H195V235L198 236ZM220 234L222 235V233H220ZM258 234H257V232H256L255 235H254V237H256V235H257V237H258ZM14 235H15V236H14ZM85 235H84V236H85ZM117 235H118V234H117ZM122 235H123V234H122ZM129 235H130V234H129ZM154 235H155V231H154ZM154 235L150 234L151 237H152V236L154 237ZM157 235H160V234L158 233ZM187 235H188V234H187ZM210 235H211V234H210ZM217 235H218V233H217ZM221 235H219V236H221ZM227 235H226V234H225V236L223 235V237H224L223 239H224V241H226V242H223V241H222V243H224V245H226V246H227V244H228V243H227ZM5 236H6V235H5ZM43 236H44V235H43ZM43 236H42V237H43ZM87 236H88V235H87ZM92 236H93V235H92ZM92 236H91V237H92ZM95 236H96V235H95ZM105 236H106V235H104L103 238H104ZM185 236H186V235H185ZM219 236H217V237H219ZM243 236H244V235H243ZM250 236H253V235L251 234ZM260 236H261V234H260ZM262 236H263V235H262ZM7 237H9V236H7ZM33 237H34V236H33ZM98 237H99V235H98ZM107 237H109V235L106 236L105 238H107ZM122 237L125 238V241H124V238H122ZM122 237H121L120 235L118 236V239L121 240V238H122L121 242H120V240L117 239V241H115V242H112V241H111V243H109V244H108L109 246H108V245H107V243H108V242H107L108 239H107V241L104 242V241H103L104 239L102 238V235H101V237H100L101 239L99 240V242L102 240L101 244H104V243H105V246L107 245L108 247H110V248H109V249H110V253H111V251H112L113 253H115V251H116V253L118 254V253H120V252L122 251V252H124V255L126 256L125 252H126V253H130V252H128L129 250H127V249L130 248V245H132V243H133V246H132V247H134V245L137 247V245H136L135 243H136L138 240L136 239V241H135V243H134V237H131V236H130V239H133V240H130V239H129V243L131 242V244H128V242H127L128 239L126 240V238H128L129 236L124 235V236H122ZM143 237H144V236H143ZM147 237H149V236H147ZM153 237H152V239L155 240V238H153ZM159 237L163 238L162 236H159ZM230 237H231V235H230ZM49 238H50V237H49ZM68 238H69V237H68ZM83 238H84V237H83ZM89 238H90V237H89ZM94 238H95V237H94ZM113 238H114V237H113ZM135 238H138V237H135ZM144 238H145V237H144ZM144 238H143V239H144ZM188 238H189V237H188ZM190 238H191V237H190ZM225 238H226V239H225ZM258 238H259V237H258ZM3 239H5V238H2V240H0V242H2ZM43 239H44V238H43ZM92 239H93V238H92ZM138 239H139V238H138ZM148 239H149V238H148ZM192 239H193V238H192ZM209 239H210V238H209ZM217 239H219V238H217ZM220 239L223 240L222 237H221ZM220 239H219V240H220ZM228 239H230V238H228ZM239 239L241 240V242L243 241L244 244L246 243V241H244V237H243V240H242V238H239ZM253 239H254V238H253ZM260 239H263V237L260 238ZM5 240H6V239H5ZM8 240H9V238H8ZM8 240H6V241H8ZM32 240H33V239H31V241H32ZM88 240H87V241H88ZM109 240H111V239H109ZM160 240H161V242H162V239H160ZM212 240H213V239H211V241H212ZM215 240H216V239H215ZM246 240H247V239H246ZM248 240H249V239H248ZM254 240H256V239H254ZM28 241H29V240H28ZM28 241H26V242L23 241V242L27 243ZM31 241H30V242H31ZM72 241H73V240H72ZM95 241H96V243H98V242H97L98 239L95 240ZM142 241H143V240H142ZM142 241H141V242H142ZM147 241H148V240H147ZM258 241H259V240H258ZM260 241H261V240H260ZM84 242H85V241H84ZM126 242H127V243H126ZM138 242H139V241H138ZM149 242H150V241H149ZM153 242H155V241H153ZM153 242H152V243H153ZM161 242H160V243H161ZM4 243H5V242H4ZM25 243H23V245H24ZM33 243H34V240H33ZM157 243H159V242L157 241ZM157 243L155 244L156 246H157ZM208 243H209V242H208ZM222 243H221V241L219 242V241L217 240L215 243H213V245H212L208 250H206V251L203 250L204 253H203V251H202V254H204V256L207 257V259H210V260L213 261V262H217V263H218V262H220V261L222 260L221 257H224L225 259H227L226 261H227L228 263H231V264H238V263L233 262L234 258L232 259V257H235V255L233 254L234 251H232L231 248H230L231 245H230V246L228 245L229 248H230V249L228 248V251L231 250L232 252H229V253H231V254H228V253H227L226 255H222V256H220V255H221L220 251L223 253V250L221 249V246H223ZM225 243H226V244H225ZM252 243H253V242H252ZM28 244H29V242H28L26 245H28ZM31 244H32V243H31ZM98 244H100V243H98ZM139 244H140V243H139ZM143 244H144V243H143ZM148 244H149V243H148ZM153 244H154V243H153ZM192 244H193V243H192ZM198 244H199V243H198ZM198 244H197V246H198ZM206 244H207V243H206ZM210 244H212V243H210ZM250 244H251V243H250ZM14 245H13V246H14ZM26 245H25V246H26ZM29 245H30V244H29ZM32 245H33V244H32ZM32 245H31V246H32ZM194 245H195V244H194ZM208 245H209V244H208ZM263 245H264V244H263ZM13 246H11V247H13ZM19 246H20V245H19ZM19 246H18V244H17V246H16L15 248H17V247H19ZM21 246H22V244H21ZM73 246H74V245H73ZM95 246H96V245H95ZM99 246H100V245H99ZM99 246H98V247H99ZM107 246H106V247H107ZM158 246H160V245H158ZM248 246H249V244H248ZM11 247H9V248H10V251H8L9 249L7 250V248H5V249H6L5 251H6V252L8 251V253L11 252V250H13V249H11ZM22 247H23V246H22ZM34 247H35V244H34ZM100 247H101V246H100ZM153 247H154V246H153ZM200 247H201V246H200ZM205 247H206V246H205ZM250 247H251V246H250ZM32 248H33V247H32ZM85 248H86V247H85ZM93 248H91V249H93ZM134 248H135V247H134ZM155 248H157V247H155ZM155 248H153L154 251L156 250ZM187 248H188V247H187ZM222 248H225V247H222ZM243 248H244V247H243ZM246 248H247V247H246ZM248 248H249V247H248ZM256 248H257V247H255V249H256ZM262 248H263V247H262ZM262 248H261V249H262ZM19 249H20V247H19ZM27 249H28V248H27ZM35 249H36V248H34V250H35ZM98 249H99V248H98ZM98 249H96V251H97ZM104 249H105V248H104ZM104 249H103V250H104ZM109 249H106V251L108 252ZM130 249H132V248H130ZM160 249H162V247H161ZM203 249H204V248H203ZM259 249H260V248H259ZM259 249H258V250H259ZM1 250H0V252H2ZM21 250H22V249H21ZM133 250H134V249H132V251H131L132 253H134V251H135V250H134V251H133ZM137 250H138V249H137ZM137 250H136L135 252H137ZM153 250H152V251H153ZM157 250H158V249H157ZM163 250H164V249H163ZM163 250H160V251H163ZM241 250H243V249H240V250L238 249V251H241ZM244 250L249 251L248 249H245V248H244ZM250 250L252 251V249H250ZM5 251H4V252H5ZM15 251H16V249H15ZM23 251H24V250H23ZM26 251H27V250H26ZM104 251H105V250H104ZM119 251H120V252H119ZM139 251H140V250H139ZM146 251H147V250H146ZM189 251H190V250H189ZM195 251H196V250H195ZM198 251H199V250H198ZM4 252H3V253H4ZM20 252H21V251H20ZM34 252H35V251H34ZM34 252L32 251V253H34ZM93 252H94V250L91 251V253H93ZM99 252H101V251H99ZM107 252H106V253H107ZM122 252H121V253H122ZM155 252H156V251H155ZM155 252H154V253H155ZM164 252H166V251H164ZM196 252H197V251H196ZM200 252H201V251H200ZM3 253H0V255H2ZM8 253H5L4 256H6ZM11 253H12V252H11ZM13 253H14V250H13ZM17 253H18V252H17ZM17 253H15V254H17ZM38 253H39V252H38ZM77 253H76V254H77ZM87 253H88V251H87ZM87 253H86V254H87ZM91 253H90V254H91ZM137 253H138V252H137ZM137 253H135V254H137ZM145 253H146V252H145ZM152 253H153V252H152ZM245 253H246V251H245ZM251 253H252V252H251ZM251 253H250V255H251ZM9 254H10V253H9ZM9 254H8V256L11 255V254H10V255H9ZM15 254H14V256H16ZM19 254H21V253H18L17 256H19ZM22 254H23V253H22ZM100 254H101V253H100ZM102 254H105V253L102 252ZM122 254H123V253H122ZM122 254H118V256L120 255L118 258H120L121 260H120V259L118 260V258H117V260H116L115 262L113 261V258H112V260L109 259V258H107V259H106V260H107V264H108L109 260H110L109 263H111V262L113 261L114 264H116L117 261H118V264H120L121 261H122V262H125L126 259H127L129 256H128V254H127L128 257H127V258L125 257L126 259L123 258V257L121 258V256H124V255H122ZM162 254H163V253H162ZM237 254H238V253H237ZM247 254H248V253H247ZM31 255H32V254H31ZM33 255H34V254H33ZM35 255H36V254H35ZM70 255H71V254H69V256H70ZM72 255H74V254L72 253ZM83 255H84V254H83ZM91 255L93 256L94 253L91 254ZM95 255H98V253L96 252ZM107 255H108V254H107ZM109 255H110V254H109ZM111 255H112V256H115V255H113L112 253H111ZM147 255H148V254H146V256H147ZM248 255H249V254H248ZM248 255H247V258L250 257V256H248ZM22 256H23V255H22ZM49 256H50V255H49ZM49 256H48V257H49ZM51 256H52V255H51ZM67 256H68V255H67ZM67 256H66V257L64 256V258H67ZM78 256H79V255L77 254V256H76V255L74 256V258L76 257V258L79 259ZM84 256H85V255H84ZM88 256H89V254H88ZM131 256H132V255H131ZM139 256H140V255H139ZM146 256H144V257H146ZM157 256H158V258H161V257H162L161 255H157ZM239 256H240V254H239ZM242 256H243V255H242ZM35 257H36V256H35ZM54 257H55V256H54ZM57 257H58V256H57ZM59 257H60V256H59ZM81 257H83V256H81ZM96 257H97V256H96ZM96 257H95V259H96ZM98 257H99V256H98ZM104 257H105V256H104ZM106 257H107V256H106ZM106 257H105V258H106ZM108 257H110V256H108ZM116 257H117V255H116ZM116 257L114 258V260L116 259ZM196 257H197V256H196ZM201 257H202V256H201ZM240 257H241V256H240ZM2 258H4V257H2ZM7 258H8V257H7ZM13 258H14V257H13ZM15 258H16V257H15ZM15 258H14V259H15ZM17 258H18V257H17ZM22 258H23V257H22ZM32 258H33V257H32ZM61 258H62V257H61ZM69 258H70V257H69ZM83 258H84V257H83ZM88 258H89V257H88ZM90 258H91V260H93L92 258H94V257H91V256H90ZM102 258H103V256H102ZM105 258H103V259H101V260H105ZM135 258H136V257H135ZM142 258H143V256H142ZM147 258H148V256H147ZM151 258H152V257H151ZM224 258H223V260H224ZM242 258H243V257H242ZM40 259L42 260L41 257H40ZM43 259H44V257H43ZM52 259H53V258H52ZM57 259L60 260V258H57ZM80 259H81V258H80ZM108 259H109V260H108ZM123 259H125V261H124ZM130 259H131V258H130ZM130 259H129V261H130ZM132 259H133V258H132ZM149 259H150V257H149ZM166 259H167V257H166ZM198 259H199V257H198ZM240 259H241V258H240ZM245 259H246V258H244V260H245ZM260 259H261V258H260ZM262 259H263V258H262ZM5 260H6V258H5ZM18 260H19V259H18ZM18 260H17V262H18ZM29 260H30V259H29ZM41 260H39V261L42 262ZM45 260H46V259H45ZM54 260H55V259H54ZM61 260H62V259H61ZM64 260H65V259H64ZM75 260H76V259H75ZM87 260L89 261V259H86L84 262H86ZM96 260L98 261V258H97ZM96 260H94V262H95ZM99 260H100V258H99ZM106 260H105V263H106ZM145 260H146V259H145ZM244 260L242 261V259H241V263H242V264L245 263ZM13 261H16V260H13ZM30 261H31V260H30ZM66 261H67V260H66ZM76 261H78V260H76ZM76 261H75V262H76ZM81 261H82V259H81ZM129 261L127 260V262H129ZM146 261H148V260H146ZM149 261H150V260H149ZM158 261H159V260H158ZM204 261H205V260H204ZM208 261H209V260H208ZM263 261H264V260H263ZM19 262H20V261H19ZM19 262H18V263H19ZM26 262H27V261H26ZM26 262H25V263H26ZM48 262H49V261H48ZM60 262H61V261H60ZM101 262H102V261H101ZM101 262H100V263H101ZM122 262H121V263H122ZM161 262H162V261H161ZM169 262H170V260H169ZM175 262H176V261H175ZM224 262H225V261H224ZM224 262L221 261V264L224 263ZM6 263H7V262H6ZM29 263H30V262H29ZM62 263L64 264L65 261H62L61 264H62ZM66 263H67V262H66ZM95 263L97 264V262H95ZM105 263L103 262V264H105ZM132 263H133V262H132ZM176 263H178V262H176ZM217 263H216V264H217ZM263 263H264V262H263ZM263 263H262V264H263ZM13 264H14V263H13ZM19 264H20V263H19ZM21 264H22V263H21ZM38 264H39V263H38ZM41 264H43V263H41ZM81 264H83V262H81ZM85 264H86V263H85ZM90 264H91V262H90ZM93 264H94V263H93ZM98 264H99V263H98ZM111 264H112V263H111ZM126 264H127V263H126ZM142 264H143V263H142ZM144 264H145V262H144ZM153 264H154V263H153ZM162 264H164V262H163ZM214 264H215V263H214ZM219 264H220V263H219ZM245 264H246V263H245ZM259 264H260V263H259Z\"/></svg>", "mask_w": 264, "mask_h": 264}]
</instances>
